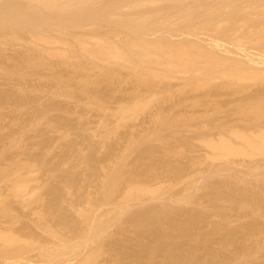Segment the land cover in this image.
Segmentation results:
<instances>
[{
    "label": "rangeland",
    "instance_id": "1",
    "mask_svg": "<svg viewBox=\"0 0 264 264\" xmlns=\"http://www.w3.org/2000/svg\"><path fill=\"white\" fill-rule=\"evenodd\" d=\"M13 1H14V4H13ZM16 1L18 2V0H12V1L11 0H4L2 7L7 8L6 14H9L7 16H11L10 14H14V12H15V14H16V12H17V14H23V13L24 14H26V13L32 14V12L34 13V10H36V9H38L40 11V8H37V7L36 8L32 7V8H34L32 11L31 6H29V5H28L29 10H28L27 7L24 6L26 3L25 0H21V1L25 2L24 4H23V2L16 4ZM162 1L164 4L158 3V4H156L157 6L154 4H153L154 6L149 5L148 9L145 7L147 10L144 7H143L142 11H141V9H139L141 11L140 14L142 13L141 16H138L139 15L138 14L139 10H138L137 15L135 16V19H136L135 21H141L140 24L138 23L139 25H141L140 26L141 28L143 27L145 29V26L146 27L149 26V29L147 28V30L149 32L158 33L157 32L158 28L156 30V28H152V27H155V26L157 27L160 24L159 30L163 29L161 26V23L164 21L163 19L167 16H165L163 18L162 15L163 16H164V14L167 15V12L170 10L171 11L176 10V8H178V6H176L175 3H174L175 5H174L172 0H168L167 1L168 3L166 2V0L165 1L161 0V2ZM169 1H171L172 3ZM183 1L184 2H182L181 4L186 5L185 7H189V5H191L190 0H183ZM191 1H193V0H191ZM194 1H197V0H194ZM200 1H201L200 9H201L202 5H203V7H207V6H205L206 1L198 0L197 2H200ZM231 1H234V0H230V1H228V3H233ZM243 1L238 0L237 3L243 2ZM247 1H251V0H247ZM254 1H256V0H252V3H254ZM125 2H126V0H125ZM202 2H204V4ZM92 3H93V5H91ZM92 3H90V2L85 3L84 6H82V9L90 7V9H88V8L84 9L85 11L82 10V11H84V12H82L83 17L80 16V13H79L81 8L80 9L74 8V10L72 8L73 11H76L78 9L79 15H77V11H76L77 16L75 14L72 15L73 14L72 10L68 11V13L66 12L67 15L72 16L69 19L72 18L71 21L74 20L73 21L74 23L71 22L70 20H68V18H67V22L64 19H62V17L64 18L63 15L65 13V12L62 13L64 8L61 9L62 11L61 10H58V12L56 11L57 14L55 13V11H52L49 9H45V10L43 9L42 16H43V14H49V13L50 14L52 13L51 17H53L55 15L56 17H53L52 19H55L56 21H52V20H50V21H51V23L54 22V23H52V25L55 24V28H57V29H59L61 27H62L61 29H64V27L67 28L70 26L69 28H71V29H66V30L67 31L70 30V32L73 31L74 33L75 32L76 33L77 32L78 33L84 32L82 34H87V33H89V34L96 33L97 34L99 32L100 34L103 33L104 35L113 33V34H111V36L107 35V37H109V36L112 37V40H124V38H126L128 36H130V38H131L130 33L131 32L133 33V31L128 29L129 26L126 23L125 18L123 19L125 21H123L121 19V20H117L116 22L123 21V24L126 23V26L121 24L122 22L119 24H121L123 26H120L118 23L115 24V22L113 23L112 19H114V17H112V15H114L115 13L113 14V12H114L113 11L112 15H111L110 12L112 9L106 10L105 7L102 6L106 2H104L101 5L102 7H100L103 12L105 11L102 15H104V17L106 18L105 19L106 21L103 20L104 19L103 17H101L99 19V21L96 22V18H97V20L99 18L97 16H100V14L97 15V10H98L100 5L97 4V5H99L97 7V9H94V7H93V11H94V13L96 11V13H95L96 15L94 14V15L90 16L92 14L91 13V11H92L91 6H94L95 2H92ZM99 3H100V0H99ZM161 4H163V6ZM170 4H172V5L170 6ZM86 5H87V7H86ZM97 5L95 4V8ZM207 5H208V3H207ZM8 6H10L11 9H9L10 7H8ZM195 6H196V4H195ZM152 7H153V9H152ZM172 7H173V9H172ZM203 7H202V9H203ZM118 8L119 7L115 8V9L117 10ZM165 8H168L167 9L168 11ZM169 8H171V9H169ZM194 8H196V7H194ZM119 9H121V7ZM119 9H118V11H116V10L115 11L118 13ZM154 9H156V11H155L156 13L153 11ZM17 10L18 11L20 10V11L18 12ZM144 10L148 12V15H150V18H149L150 20L146 21V22H148V23L153 22L152 25H154V26L151 27L150 24H147L146 22H145L146 24H143L144 21L140 20L141 17H143L145 14ZM41 11H42V8H41ZM41 11H40V13H41ZM44 11H46V13H44ZM47 11H49V13H47ZM59 11H61L60 15L62 17L57 16V15H59ZM87 11L88 12L90 11V12L87 13ZM127 11H125V13H124L125 15L123 14L124 17L129 14V12H127ZM130 11H131V13H134V14H136V12H137L136 10H135L136 12H133L134 10L133 11L130 10ZM149 11H151V14L149 13ZM160 11H162L164 13H162ZM171 11L168 13H171ZM69 12H71L72 14H69ZM157 12L160 14H158ZM40 13H39V15H40ZM84 13H85V15H84ZM117 13L115 15H118ZM126 13H127V15H126ZM154 13H155V15H153ZM161 13H162V15H161ZM86 14H88V15H86ZM105 14H107V15L105 16ZM109 14L111 16H109ZM192 14L194 16L193 17V19H194L196 17V14L193 11H192ZM119 15H120V18L123 17V15L122 16H121V14H119ZM119 15H118V17H119ZM47 16H45V17L47 18ZM74 16H76V17H74ZM131 16H132V14H131ZM20 17L21 16L18 17L16 15L12 16V17H10L9 22L7 21L8 19L4 18V20H3L4 23L5 22L7 23V24H5L6 27L4 26V28L2 27V29H0L1 34H3V32H4L2 37L0 34V39H5L7 41L6 38L10 36V38L8 39L10 43H8V41H7L8 44H6V45L4 44L5 46L8 45L9 48L4 46V48L6 49L5 50L3 47H1L2 44L0 43V45H1L0 46V56L2 57V53H3V49H4L5 50L4 55L8 54L9 56H11L12 60L14 59V61H12V60L8 61L10 57L5 58V59H4V57H6V55L3 56L2 58L0 57V59H1L0 60V66H2L4 70L5 69L7 70L8 67H12L11 65H15V67H16L15 69H12L13 68L12 67L11 68L12 70L11 69L7 70V71H13V70L15 71L16 74L13 75L14 78L9 77V79H8L4 75L0 74V93L2 94V92H4L5 94L3 93V95L8 96V98H7V96H3L4 98L2 96H0V234H2L4 237H7V238L15 236L19 240V243H16V241H17L16 240L15 241L16 244L11 242V244H13V245H10V243H8L7 241L5 242L3 239H0V264H178L177 262L174 261L173 257L177 258L179 256V254H180L179 258L181 256L182 257L186 256V257H184L185 260L182 257L180 258L183 260L182 261L183 264L185 263L184 261H186L185 264H226V263L227 264H239V263H242V264H264V233L262 234V232H261V230L264 229V215H263L264 214V190L261 189V188H264V187H261L262 184H263L262 186H264L263 180H262L263 183L262 184L260 183L261 177L264 179V177H263L264 169H262V168L258 169L257 168V173L260 172L262 174L261 177L256 175L257 174L256 173V174H253V176L256 175V176H254L256 178L252 177L251 175H248V177H250V178L244 177V178H246V179H244L243 173L245 171H243V170L245 168L243 167L244 168L243 169L242 165H239V163H240L239 160L241 161V159L235 158L236 160L234 159L233 160L234 162L229 163L231 165V167L230 166L229 167L231 168V170L236 169L238 174H240L239 176H241L246 181L243 184V186L239 185L240 188H242V189H240L238 185H237L238 186V189H237V187H235L236 186L235 184H234L235 186L233 185V189L232 188L229 189L228 185H231V184L227 183V179H229L228 176H229V174H231V172H230L231 170H230V168H228L229 164L225 165V163H224V166H226L227 169H226V167L221 166V164H220V166L223 168L222 170L218 167L219 164H217V165L214 164L217 162H213V164L211 163L209 166L206 165V164L211 162L210 160H209L210 162L206 161V159H209V158H206V157H208L207 155L209 154V152L211 153V149L206 146V140L211 139L214 141H218L220 139V138L218 139V137H220V135H222L221 138L223 136H227V135L229 137L232 135L231 134L232 131H235V130L250 132L252 130V128H258V126L260 127V124L264 123V116H263V118H260V120H258L255 117L257 114L256 115L253 114L255 112H253L252 114L250 113L249 115H244L245 112L248 113L249 111H251L253 109V107L251 108L250 106H255V105L258 106L259 104L263 105L264 102L262 103V101H264V85L263 84H257L255 82H254L255 84L245 82L244 83L245 85L243 84L245 87L243 86V88H240L241 86H238V88L234 87L233 89H231L228 87L225 88L226 84L228 83L227 85H229V83H231V82H226V84H225V80H224V84H225L224 87L221 86L222 84L221 85L219 84L220 81H216L215 83H217V82L218 83L215 86L213 85V88L211 87L210 89L209 88L207 89L205 87V89H204V87H203V85H205V84H203L204 81L207 85L206 80H209L208 84H210V83L214 82L213 80L215 78L212 77L213 80L211 79L212 80V82H211L210 77L208 75L209 79H207L208 77H206V80H205V77H202V78H204V80L201 81L202 80L201 76H203V75H199L198 78L201 79L200 80L201 82L199 83V85H197V83L199 82L198 81L199 79L195 78L197 75L193 77L195 79H193L192 77H187V78H190V80L185 79L184 81L188 80L189 85L194 84V86L196 85L197 88H199L198 86H200V88L203 87V89L197 90V88L191 86L194 89H196V91H195L194 89L191 90V87L188 88V86H189L187 84L188 81L187 82L183 81L185 84H187L188 89L184 85H182L181 88L176 87L175 84L178 85L177 81L179 80V77H178V79H175L173 81V83H175L173 86H175V87L173 88V86H172V89L170 88L171 85L170 86L168 85V84H172V83H170L169 81H167L164 78H162V79L160 78L161 82L160 81L159 82L163 83V84L161 87V84L157 82L158 86H159L158 88L161 87L160 89H162V90L165 87H166V89H169V88L170 89L168 90L169 92L168 91L166 92V89H164V91L166 93H163V91H162V93H159V91L161 92V90H159L158 93H156L157 90H153V91H155L156 96L159 97L161 94L162 99L159 100V99H157L158 97H156L154 93H150V92H152V90L150 92H147L148 91L147 86L143 85V82H142V84H141L142 89L145 88L147 90L146 91L147 93L146 92L144 93V91H143V93L145 94V96L148 94L149 99L153 100V101H151V103L155 104L154 107L152 106V104L151 105L149 104V108L147 110L150 113L146 110V113L144 114V112H145V110H144V112H142V114H144L143 116H141L142 114L140 113L141 115L140 114L139 115L141 117L138 115V116L132 117V119L130 118L129 120L131 121V123H130L129 128H128V126L127 127H125V126L130 121L129 122L127 121L128 123L127 124L125 123L126 125H124V124H122L123 122H120L114 118L117 121L116 122L113 118H111V117H117L115 115L116 112H114V110H112V113L114 112V114H113V116L108 118L109 122H110V119L111 120L113 119L112 121L113 122L115 121L113 123V126L115 123L121 124V125H117L119 127V129H118V127H115L118 130V131L116 130V133H118L117 138L116 137L114 138L116 141H114V139H108V142H106L105 140L101 139L102 144L104 143L103 141H105V143L103 145L101 144V141H99L100 146L102 147L101 148L99 146V142L97 141V140H100V137H97V140L95 138H92L93 140H91L88 137V134H90L91 130H93V129L95 130V128L97 127L96 124L99 123L100 121H104L106 119V124H107V118L103 117V120H102V113H99V112H103V114H105L104 113L105 109L104 110H101V109L100 110L99 109L93 110L91 108H89V109L87 108V110H85L84 107H80L77 109L75 107L74 100L70 101V100H67L65 97L60 98L59 95L53 97V96H51V94H49L48 91L46 92V87H44V86H47L48 84H49L48 86L52 85L51 81L54 80L55 76L59 77L58 73H60V76L66 78L65 80H67L68 82L65 81L63 78H61V81L63 83L65 81L66 82L65 85L71 86L70 89H73L74 90L73 92L76 93V91H78L77 89L79 88L77 86V84H79L78 82H80V80L76 81L75 77H77V76H75V77L73 76V75H76V72H78L75 70L76 65H77V64H75V62H74V64H75L74 66L70 65V69H71L70 71H73V73L72 72L71 73L73 74L72 76L75 79L74 83L76 84V86L78 88H75V84L72 83L73 79L71 80V78H73V77L70 74H69V78H67L68 75L66 73V70H69V67L68 68H66V67L62 68V67H64L63 65H62V67L61 66L58 67L55 65V64H57V62H55V61L52 63L54 65V67L56 66L58 68L59 72L56 75L54 74L55 75L54 77L52 76L53 74L50 76L51 78L46 77L47 78L46 82L48 83V84L46 83L47 85L45 84L44 81L43 82L40 81L41 79L45 80L43 78L45 76L44 75L45 73L47 74L46 76L51 74V73L50 74L48 73L51 71L48 70L47 68L46 69L48 70V72H46L47 70L45 69V67H44V69L46 71L43 70V72L44 71L45 72L44 73L41 72V70H42L41 67H43L44 63L40 66L39 65L36 66L37 69H35V70H37V72L34 70V68L28 70V68H30L31 66L27 65V68H26V70L31 75L30 78H33L34 81H35V79L36 80L40 79L39 80L40 82L39 81L32 82L33 81L32 79H31V82H29L30 81L29 80L30 78L28 77L29 74L27 76H25L26 74L25 75H19V73H18L19 67L18 66H20V63L23 64V65L21 64L22 66L26 67L24 64H26L27 61H29V59H33L35 57V55H37V53H38V52H36V54H34V51L32 50L33 54H30L29 56L27 54V52L32 53V52H30L31 50H28V49H32V48H29V47H31L30 46L31 44L29 43L30 42L29 37H32V36L28 33L29 28H27V27H31L28 24L33 25L34 21H32V23H29L31 20H33V18L31 20L25 18V21H24V19L20 18ZM58 17L60 19H57ZM80 17H82V19ZM92 17H93V20H92ZM154 17H155V19L156 18L158 19V22H159L158 25H156L157 22H156V24L154 23L155 21H157V19L155 21L152 20ZM7 18H9V17H7ZM12 18L14 21L12 20ZM75 18H77V19H75ZM78 18H79V20H78ZM90 18H91V20H90ZM160 18H163V19H161L162 22H160V20H159ZM18 19H19V21H18ZM86 19L90 23H88ZM133 19H134V17H133ZM45 20L43 22H45ZM58 20L60 23H62V25L60 23H58ZM85 20H86V22H84ZM3 21H0V23L3 24ZM50 21H49V24L48 23L47 24L49 26H51V28L49 26H47L46 23L43 24L40 21V23H41L39 25L41 27L40 29H42V28H43L42 30L45 29L44 33H46V28L48 27L49 31L48 30L47 31L49 33H52V34H49L48 32L47 33L51 37L53 34H55L54 36H59V34L62 36V34L59 33L60 29L58 30L59 32L57 31V29H53L54 26L52 28ZM75 21L76 22L78 21L77 22L78 24H76ZM91 21H93V22H91ZM11 22H13V23H11ZM26 22H27L28 26L26 25ZM38 22L39 21L37 20V23ZM55 22H57V23H55ZM68 22H69V24H68ZM179 22H181V21H179ZM65 23H67L68 26L66 24L63 27V25ZM93 23H94V25H93ZM98 23H99V25H98ZM34 24H35V22H34ZM56 24L59 26H57ZM70 24H72V25H70ZM74 24L76 26L77 25H79V26L75 27ZM80 24H82V25H80ZM102 24H103V26H102ZM85 25H86V27H85ZM91 25H93V26H91ZM106 25H108L107 26L108 28L106 27ZM10 26L13 28H11ZM17 26H18V28L16 29L15 27H17ZM33 26L36 27V25H33ZM33 26L31 28L34 29ZM72 26H74V27H72ZM94 26H96L97 29L94 28ZM124 26L127 27L126 28L127 30L125 29ZM24 27H26V28H24ZM100 27H104V29L100 28ZM110 27L113 29H111ZM31 28H30V30H31ZM37 28H39V27L37 26ZM168 28L174 30L175 32H179L182 29L181 27H179V31H178L176 28L173 29L174 27L173 28L164 27V29H166V31L169 32L168 34H170V35H173L172 33L174 31H172V30L169 31ZM40 29H38V30H40ZM108 29H111V31ZM114 29H116V30H114ZM151 29H154L155 31H152ZM9 30H11V31H9ZM27 30H28V32H27ZM38 30L36 29V31H38ZM42 30H40L37 34L44 35L43 32L41 33ZM97 30H99V31H97ZM17 31H18V33H17ZM33 31H35V30H33ZM64 31H65V29H64ZM129 31H131V32L127 33ZM181 31H183V30H181ZM30 32H32V30ZM118 32H120V33L118 34ZM170 32H172V33H170ZM5 33H7L8 35ZM116 33L118 35H116ZM48 34H47V36H48ZM82 34H80V35H82ZM121 34L124 38L121 36ZM117 37H119V38L121 37L123 39H121V38L119 39ZM113 38H115V39H113ZM13 39H19V40H15L18 43L16 44ZM21 39H23L22 42H20ZM25 41L27 42L26 44L29 43L28 46L25 45ZM19 42L22 43L20 46H19V44H20ZM11 44H12V46H11ZM26 48H28V49H26ZM26 55H27V57H26ZM33 55H34V57H33ZM16 56L19 57L18 59H20V57H21V59L23 58L22 61L20 62ZM30 56L33 58H31ZM14 57H16V59ZM25 58H27L28 60ZM15 60H17V61H15ZM12 62L14 64H12ZM91 62L92 61H90V64L88 63L87 66H89V65L93 66V67H91V69L93 68V70H94V68H95L94 64ZM4 65L7 68H5ZM110 66L111 65L107 66V69ZM73 67H74V70L72 69ZM112 67H114V66L110 67L111 70H112ZM98 68H95V70H94L95 73L97 70L99 71V73H101L100 69H98ZM119 68L121 70L124 69L123 72L120 73V74H122L121 76H120V74L118 75V73L121 71V70H118ZM119 68L118 69L116 68L118 73H117V71L115 72V67L113 68L114 72H111L110 70L104 71V73L105 72H107V73L111 72L113 74L115 73L114 78L110 76L112 74L106 75L107 73H105V74L101 73L100 77L98 76V78H100L99 79L100 81L103 78L102 79L103 82H101V84L102 83H104V84L108 83L106 86L102 87L103 85H101V84L100 85L98 84V86H96L94 79L95 78L97 79V77H94L92 75L94 77L93 78L91 76L93 78L94 84L92 85V87L91 86L88 87V90H90L89 88L95 89L96 87L97 88L101 87L99 89H95V91L91 90L90 92L93 91L92 95L95 97L99 96L96 98H98V99L102 98L104 101L102 99H101V101H102V103L104 102L103 103L104 105L106 104L105 103L106 101L109 102L111 100V102H109L111 105L109 103H108L109 106H108V104L105 105L108 108L111 107V109H114V107L116 108L117 105H118V107H120L124 103V101L126 102L127 100H128L127 102H129V104L132 103L128 106L134 105V103L138 100L136 98H135L136 99L135 100L134 97L135 96L137 97V95L139 93V88H141L140 84L138 85V82L141 83V81H139V79L142 80L140 78V76H137L138 80H136L137 78H135V75L133 76V73H131V71H132L131 69H129V68L127 69L124 67L123 68L119 67ZM23 69H25V68H23ZM91 69L89 68V70H91ZM26 70H22V71L25 72ZM30 70H31V73H33V74L30 73ZM93 70H91V71L86 70V71L92 72ZM34 71L36 73H34ZM56 71H57V69H56ZM74 71H76L75 74H74ZM98 71H97V73H98ZM126 71H128L129 73ZM39 72H41L42 75H44V76L42 78L39 76L40 78L38 79L37 78L38 74L41 75V73H39ZM67 72L69 73V71H67ZM80 72L81 71L78 72L79 75L82 74ZM93 73L94 72H92V74ZM95 73H94V75H95ZM34 74L37 75L35 77V79H34ZM89 74L91 75V73H89ZM103 74H104V76L106 75V76L111 77L112 79H116V80H112L111 78H110L111 80H109V78H107L106 76L103 77ZM125 74H126V76H125ZM130 74H132V77ZM79 75H78L77 79L80 77ZM87 75H88V73H87ZM97 75H99V74H97ZM123 76L125 77V79ZM128 76H129V78H128ZM26 77L28 78V81H27ZM82 77H84V74L81 75V78H80L81 80H82ZM24 78L26 80H23ZM52 78H53V80L50 81V79H52ZM144 78H145V75H144ZM118 79L120 81H117ZM83 80H84V78H83ZM99 80L97 79V81L100 83ZM121 80H122V82H121ZM216 80H219V79H216ZM24 81H26V82H24ZM97 81H96V83H97ZM104 81H106V82H104ZM112 81L115 83L117 82L116 85ZM163 81L165 82L166 85L164 84ZM28 82H29L30 86H29ZM127 82L130 85L127 84ZM39 83H42V84L40 85ZM131 83H133V84H131ZM184 83L180 82L179 84L181 85ZM16 84H22L23 86L22 85L21 86L24 88L28 86L27 90H28V88L30 89V87H31V90H34L33 88H35V87H36L35 90L36 89L38 90L37 86L39 85L38 87L39 88L44 87V89L43 88H40V89L45 90V92L48 93L49 95L45 93L46 96H44V95L38 93L40 95L33 94L34 95V97H33L31 94L28 93L29 91L26 90L28 94H26L25 96L28 95L27 96L28 99H30L29 97L32 96V99L26 101L25 100L26 97H21L17 93ZM154 84H155V82H154ZM200 84L202 85V87ZM232 84H231V86L230 85L229 86L233 87ZM31 85L32 86L35 85V86L32 88ZM42 85H44V86H42ZM108 85H110V86H108ZM134 85L135 86L138 85V86L135 87ZM211 85L212 84H210L208 86L210 87ZM236 85H238V84H236ZM107 87H108V89H107ZM116 87H118V88H116ZM120 87H121V89H120ZM130 88H133V90H135V92L137 89L138 90L136 92L137 95H136V93H133V95L132 94H126V95L123 94L128 89H129L128 91L133 92V90H130ZM142 89H140V91H142ZM174 89H175V91H174ZM47 90H48V87H47ZM79 90H80V88H79ZM112 90L115 91L116 95H115L114 91H112ZM124 90H125V92H124ZM181 90H183V91L180 92ZM188 90H191V91H188ZM171 91L173 92L172 95L170 93ZM87 92H89V91H87ZM90 92H89V94H91ZM77 93L79 94L80 92L78 91ZM86 93H85V95H86ZM134 94H135V96H134ZM140 94H142V92ZM144 94H143V96H144ZM29 95H31V96H29ZM35 95L40 96V97H36ZM82 95L83 94H79L78 97H81ZM85 95H83V97ZM107 95L109 97H107ZM123 95H125V96H123ZM131 95L134 97H131ZM165 95H167L166 99H165ZM138 96L140 97L141 95H138ZM20 97H21V99L24 98V101L22 100V102H20V100H21ZM52 97H53V99H52ZM57 97H59V98L57 99ZM78 97H76V98H78ZM105 97H107V99ZM139 97H137V98H139ZM171 97H173V98H171ZM18 98L20 99L19 102H18ZM55 98H56V100H54ZM108 98H110V99H108ZM154 98H155V101L159 100L157 103L158 105L160 104L159 106L156 105ZM167 98H169V100H167ZM129 100L134 101V103L132 101L130 102ZM160 101H162V102H160ZM163 101H165V102H163ZM127 102H126V104H127ZM257 103H259V104H257ZM56 104H58V105H56ZM261 105L259 106L260 108L264 107V105L263 106H261ZM112 106H113V108H112ZM246 106H249L251 109L249 107L247 108ZM60 107L62 108V110ZM242 107H246V109H248V110H244L243 115H242V113H243L242 110L244 108L240 111V108H242ZM37 108H38V110L40 109V111L34 110ZM111 109H110V111H111ZM254 109L257 110V108H255V107H254ZM254 109L252 111H254ZM262 109H264V108H262ZM95 110H97V111H95ZM160 113L161 114L163 113L162 115H164V116L167 115V117H165V121H164V117ZM256 113H257V111H256ZM80 114L84 115L83 121L80 120L82 123L78 121L79 119H81V117H83ZM79 115L81 117H79ZM155 116L157 119L156 121L154 118ZM65 117H68V118L63 119ZM138 117H140L141 119ZM260 117H262V116H260ZM136 118L138 119V121ZM159 118H163V120L159 119ZM159 120H161V121H159ZM112 121L110 123H108L107 125H109V124L112 125ZM155 123L156 124L158 123V124L155 125ZM161 124H162V126H161ZM158 125H159V127H158ZM106 126H103L104 128H102V129H107ZM156 126H157V128H155ZM111 127H110V125L108 126V128H111ZM131 127H133L135 130H133V128H131ZM98 129H100L99 126H98L97 130ZM129 129H131V130H129ZM136 129H139V130L144 129V131H146V132L149 130L150 132L149 131L148 132L151 133L152 135L156 134V133L159 134L161 132V134L159 136L162 137V140L167 139V141H166L167 144L165 143L166 144L165 145L164 142H163V145H160V143L159 144L157 143V142L161 141V139H160L161 137L157 136L158 134L156 135L157 137L155 136L156 138L153 139L151 134L145 135L146 132L144 133V131L140 134L139 132H141V131L138 132V131H136ZM229 129H232V130H229ZM132 130L134 132L136 131L138 133V135H137V133H134ZM153 130H156V131H154L156 133H154ZM82 131H84V133L87 132V135H84V133ZM128 131L131 133H134L135 135H137V137L141 135L140 139L136 138L135 140L133 139L134 141L131 140L134 143L133 142L127 143V144H129V143L133 144L131 146L125 145L126 142L128 141L127 138L132 137V136L127 137V135L129 134ZM157 131H160V132H157ZM62 132L69 134L68 140H66L67 138L65 139L67 134L65 135L64 139L62 138L63 134H65ZM60 133H62V135ZM94 133H96V131L93 132V134ZM131 133L129 135H131ZM80 134L82 135V137H83V135L88 137V139L86 137L82 138ZM114 136H116V135H114ZM231 137H229V138H231ZM94 139L96 140V142H94V143L98 144L97 146H96V144L93 143V141H95ZM119 139H120V142L117 141ZM82 140H85V141H82ZM112 140L114 141L113 143H112ZM140 140L143 141V143ZM70 141H72V142H70ZM89 141L92 143H90ZM135 141H137V143ZM138 141L140 143H138ZM144 141H148V143H151V144L149 145L147 142L145 144ZM233 141L235 144H238V145L241 144L240 141H238L234 138H233ZM86 142L90 143V144H87ZM72 143H75L74 146H72L73 145ZM141 143L145 144V145H142ZM137 144H138V146H137ZM139 144L142 147H140ZM67 145H68V148L71 147V149L73 151L70 149H69L70 152L65 151V150H68ZM69 145H71V146H69ZM89 146H91V148H92V146H96L97 149L99 148L100 150L98 149V151H97L96 147H95V149H94V147H93V149H91V148L89 149ZM127 146L129 148H127ZM149 146L153 149V152ZM72 147L75 148V151H74V148H72ZM134 148H136V149H134ZM146 148H148V149H146ZM164 148H165V150L171 149L170 151L172 153H174V155H171V153L169 152V154L171 156H175L176 150L180 151L179 154L181 153V155L179 156V154L177 153L178 151H176V155L178 157L176 156L175 159L173 157L174 160L173 161L171 160L172 162L169 160V162H171V165H170V163L167 164V162L165 163V161H167V160H163L164 157L162 158V153L164 152ZM128 149H130V150H128ZM76 150H78V152H76ZM82 150H83V152L84 151L86 152L83 155H82V153H83ZM93 150H95L96 153ZM132 150L134 152H132ZM92 151L95 154L92 153ZM108 151H112V152H108ZM149 151H151V155H149L150 154ZM121 152L123 155L122 154H120V155H122V156L127 155V156H124V157L121 156L122 159H119L118 160L119 163H118V161L116 160V156L118 155L117 157L120 158L119 153H121ZM125 152H126V154H125ZM163 154H166V152H164ZM169 154H167L168 156L165 155L167 159H169L171 157V156L169 157ZM91 155H93L94 157ZM158 155L160 158L158 157ZM78 156H79V159L77 158ZM66 157H68V158H66ZM82 157H84V158H82ZM113 157H115V159H113ZM90 158H91V160H90ZM144 158L146 161L144 160ZM149 158H151L152 161ZM166 158H164V159H166ZM257 158H258V160H257L258 163L262 164V167H264V157H257ZM156 159L158 160V162ZM201 159L204 161L203 164H205V166L204 165L201 166L200 164H202V163H198V162H200ZM65 160H67L69 162H67ZM109 160H112L111 161L112 163L116 162L118 165L121 163L122 166H124V167H122L121 164L119 165V167L121 166L123 169H121V167L119 168L118 166H116L117 169L114 168L116 163H114V165L112 163L110 164ZM64 161H65V163H63ZM88 161H90V162H88ZM78 162H80V163H78ZM84 162H88V163H86V165L90 163L88 166H91V167L89 168L88 166H86ZM125 162H127V163H125ZM137 162H138V164H137ZM143 162H144V164H143ZM153 162H155V163H153ZM76 163H78L80 165H78ZM81 163H83L84 165H82ZM124 163H125V165H123ZM195 163H197L198 165H196ZM63 164H66L67 166L63 165ZM129 164H132L133 168H132V165H129ZM161 164H162V166H161ZM249 164L252 166L253 162H251V163L249 162ZM75 165H77V167ZM97 165H98V167H97ZM107 165H108V167H107ZM141 165L144 167H142ZM234 165L237 167H235ZM72 166H74L75 171H74V169H72L73 168ZM103 166H104V168H103ZM112 166L115 169L114 171H116L117 174L119 173L118 176L116 175L115 172H114V174H112V175H114V180H115V178L117 179V177L121 178L120 175H122V178L124 177L123 179H125V178L128 180L130 179V182H133L132 180H136L137 177H139V176H140L139 178L143 181L147 180V176L150 175L148 178L153 176L154 179H152L153 178L152 177L151 180L150 179L147 180V183L149 182V183L156 185L157 183L155 184V182H157V181H155V179L159 180L160 183H158L156 186H158L161 189L160 190L161 194L163 193V196H166L169 193L173 192V193H171V195L169 194V196L171 197L173 195V197L171 199H175L176 201L178 200V202H180V203L185 202L184 197H183L185 192H183L184 190H181V188L178 189V187L185 185L186 184L185 182H187L188 179L189 180L194 179L195 177H196L194 179L195 184L198 183L199 185L197 184L191 189V190H193L196 187V192L194 191L195 190L194 189L192 191L194 193L191 192L192 194H190L191 199H192L191 203H190V201L189 202L186 201L183 204H179V203L175 202V200L174 201L171 199L169 200V196L168 197L166 196L167 199L165 200V202L168 201L167 202L168 204L166 203L167 206H166V204L162 205L161 203H155L156 204L155 205L153 203L147 204L146 202H145V204L143 203V207H141V206H137V207L136 206H130V207L129 206H119V204H117L119 200L117 201V199H119L118 197H120L121 194H118V193L120 192V190L124 191V189H125L124 186L128 182L127 183L123 182L124 180L121 178L123 181L120 182V185L122 184L123 186L120 187L118 185V187H115L116 189L119 188L118 189L119 192H118V190L115 189L111 193V188L104 187L105 183L107 184V182H106L107 179H109L111 176V171H110V175H108L109 171L107 169H109ZM130 166H131V168H130ZM174 166L177 168H175ZM207 166H208V168H207ZM69 167H70V169H69ZM158 167H159V169H158ZM162 167H164L167 170H165ZM179 167H181V168H179ZM137 168L139 171L135 170ZM154 168H156L160 171L158 172V170H155ZM174 168L176 170L175 171L176 173H174ZM209 168H211V169L209 170ZM216 168L220 169L222 172L213 174V172L216 171ZM110 169H112V168H110ZM133 169H134V171H133ZM163 169L165 171H163ZM64 170L66 172H64ZM81 170H83L82 171L83 174H82ZM105 170H107L108 172ZM144 170H146V172H147L146 174H145ZM168 170L170 171V173ZM177 170H179L178 171L179 173L181 172L184 175H182L180 173L181 176H179ZM185 170H187V171H185ZM227 170H230V171H227ZM234 170H232V172H234ZM103 171H105V172H103ZM131 171H132V174L134 173V175L129 176V174H131ZM199 171H204V172L199 173ZM206 171H208V172H206ZM77 172H78V174H77ZM84 172H85V174H84ZM124 172H126V173H124ZM71 173H72V175H71ZM105 173H107V174H105ZM127 173H128L129 177L126 176ZM135 173L137 176H135ZM173 173L175 175L177 174L179 176V180L177 179L178 180L177 182L174 181L175 182L174 184H173V178H172L173 176H171ZM205 173H206V176L208 174L210 175V173H211V177L208 175L207 176L208 178L205 180V178H204ZM75 174H76V176H75ZM99 174H101V175H99ZM138 174H139V176H138ZM163 174H165V175H163ZM190 174H192V175H190ZM194 174H195V176H194ZM218 174H220L221 176H219ZM225 174L226 175L228 174V175L226 176ZM23 175H25V176H23ZM80 175H82L83 177ZM166 175H167V178H166ZM175 175H174V178L176 180V177H178V176L177 175L175 176ZM74 176H75V178L73 179ZM100 176H102V177H100ZM131 176H132V178H131ZM168 176L169 177L171 176L172 183H171V180L169 182L168 179H171V178H169ZM98 177H100V178H98ZM181 177L184 179L182 180ZM258 177H260V178H258ZM87 178H90V179L88 180ZM139 178H138V180H139ZM164 178L166 180H164ZM67 179H68V181H67ZM82 179H84V181ZM249 179H253L254 181L249 180ZM62 180H64V181H62ZM110 180H111V178H110ZM152 180H154L155 182ZM167 180H168L170 185H168V182L166 183ZM180 180H182V181H180ZM247 180H249V182H247ZM258 180H260L259 183H258ZM96 181H98L99 183ZM199 181H200V183H199ZM19 182H21V183H19ZM22 182L28 183V184L27 183L24 184V189H27V191L25 190L26 193L24 195V199L22 197V192L20 194V192L17 191L18 195H21L20 197H18V195L16 194L17 189L15 190V188L17 187L18 184H23ZM67 182H69V183L66 184ZM101 182H104V183H102V185H101ZM130 182H129V184H130ZM82 183L85 184V189H83L84 185H82ZM177 183H178V185H177ZM183 183H185V184H183ZM26 184L28 185V188H27V186L25 187ZM59 184H62V185H59ZM246 184L249 187H247ZM64 185H66V186L64 187ZM79 185L80 186L82 185V186L80 187ZM165 185L166 186L168 185L167 189H166ZM171 185H173V186H171ZM161 186H164V188H162ZM169 187H171V189H169ZM106 188H107V190H106ZM199 188L202 190V192ZM76 189H78V190H76ZM182 189H183V186H182ZM243 189H245V191ZM64 190H66V192H64ZM109 190H110V192H109ZM214 190H215L216 195L218 193L217 196L214 195L215 194ZM67 191L69 193H67ZM78 191H80V192L78 193ZM85 191H86V193H85ZM199 191H200V193H198ZM242 191L245 195L242 193ZM72 192H74V194ZM166 192H168V193L166 194ZM182 192H183V194H182ZM75 193L76 194L78 193L77 194L78 196H76L77 197L76 199H75V195H76ZM210 193H212V195ZM90 194H92V195H90ZM108 194H110V196ZM176 194H179V195H176ZM85 195L87 197H89L88 198L89 200L87 199V197H85ZM113 195H114V197H113ZM99 196L101 198L102 197L103 198L100 199ZM175 196L177 198H174ZM178 196H180V197L178 198ZM230 196H232L233 198L232 197L230 198ZM238 196H240V197H238ZM246 196H248V197H246ZM203 197H204V199H202ZM209 197H211V198H209ZM20 198H22V199H20ZM80 198H81V200H80ZM94 198H96V199H94ZM97 198L99 199L98 201H97ZM212 198H214V200L218 199L217 200L218 202H216V201L214 202V200ZM229 198H230V200H229ZM241 198H242V201H241ZM113 199H115V200L113 201ZM200 199L203 201L201 202ZM108 200H111V201L109 202ZM221 200H222V202H221ZM169 201H172V202H169ZM99 202L101 205L99 204ZM194 202L197 205H198V203L201 205H202V203H203V205L205 203H207V205L209 204L208 205L209 207L205 204V206H207V207L205 208V206H204V208H205L204 209L203 206L199 207L201 205H199V206L194 205ZM210 202L211 203L214 202V203H212L213 207L210 206L211 205ZM106 203L109 204V206H110L109 211H107L108 205ZM218 203L221 205H217ZM240 203H243V205ZM60 204H61V206H60ZM102 204L104 207L102 206ZM149 204H150V206H149ZM238 204H240L239 205L240 207L238 206ZM246 204L248 206H246ZM152 205H154V206H152ZM161 205H162V207H164V209L161 207ZM192 205L197 207V209L194 208ZM224 205H225V207H224ZM148 206H149V208H148ZM237 206L239 207V209ZM216 207L218 208L217 212L219 213V215L215 211ZM226 207H228V208H226ZM242 207L244 208V210L240 209ZM111 208H112V210H111ZM150 208H152L153 211ZM186 208H187V210H186ZM201 208H203V209H201ZM219 208H220V210H219ZM224 208H225V210H224ZM134 209H136L137 211ZM192 209L194 210V212ZM206 209L209 211H207ZM227 209H229V210H227ZM138 210L140 212H138ZM147 210H148V212L150 211L152 213H155L157 211L155 215H159L162 212V215L160 214L159 217L158 216L156 217L154 215L151 218L147 215ZM181 210L183 212H181ZM236 210L238 211V213ZM163 211H164V214H163ZM93 212L95 214H93ZM165 212H167L168 214L165 215ZM169 212L173 217L169 214ZM195 212H197V213H195ZM205 212H207V213H205ZM253 212L259 213L258 215L262 214L263 217L258 218L257 214H256V216H254L255 214H253ZM144 213H145V215H144ZM215 213H216V215H214ZM129 214H130V216H129ZM177 214H178V216H177ZM202 214L203 215L206 214L207 217L210 215L211 217L209 216L207 218V217H205L206 215L203 216ZM227 214H229V215H227ZM175 215H176V217H175ZM190 215L192 217L191 219H190ZM231 216H233V217H231ZM147 217H148V219H147ZM220 217L221 218L225 217L226 219L223 220V218L221 219ZM86 218H88V219H86ZM137 218L142 219V221L138 220ZM149 218H151V219H149ZM227 218H229V219H227ZM134 219H137L138 221L137 220L135 221ZM110 220H113V221H110ZM146 220H148V221H146ZM258 223H260V224L257 225ZM220 227L226 228L225 231H223V230L218 231V229ZM258 228H259V231H256V230H258ZM173 229H174V231H173ZM175 229H176V231H175ZM187 229L189 230V232H187L188 231ZM245 230L247 232L250 231L251 234L248 236V234H247V232H245ZM49 231L51 233H49ZM212 231H214V232H212ZM221 231H223V232H221ZM262 231H264V230H262ZM253 235H257V237H253ZM257 248L259 249V251ZM168 249H171V250L168 251ZM195 249L196 250L198 249V250L195 251ZM193 250L195 251V253L193 252ZM240 250H242L244 252H240ZM167 251L169 253H165ZM183 251H185L187 253L189 251L188 255L187 254L185 255V252L183 253ZM190 251L194 254L192 255V253Z\"/></svg>",
    "mask_w": 264,
    "mask_h": 264
},
{
    "label": "bare ground",
    "instance_id": "2",
    "mask_svg": "<svg viewBox=\"0 0 264 264\" xmlns=\"http://www.w3.org/2000/svg\"><path fill=\"white\" fill-rule=\"evenodd\" d=\"M12 1V0H11ZM165 1V0H164ZM168 0H166V2H167ZM198 1V0H197ZM197 1H191L190 0V4L191 5H189V7H185L186 5H182L181 3L182 2H184L183 0H172V2H173V4L175 3L176 4V6H178V8H176V10H173V11H171V13H168V12H170V11H168L167 9L168 8H165L168 12H167V15L166 14H164V16L162 15V13H164V12H162V11H160V12H162L161 13V15H162V17L164 18L165 16H167V17H165L164 19L163 18H160L159 20H160V22H162L161 21V19H163L164 21L161 23V26H162V28L163 29H161V30H159V22H158V19H157V21H155L156 19H155V17L152 19V20H154L155 22V24H156V22H157V24L156 25H158L157 27L155 26V27H152V26H154V25H152V23H148V22H146V21H149L150 19V15H148V12L147 11H145V14H144V16L143 17H141V19L140 20H142V21H144V23L143 24H150V26L152 27V28H156V30H157V28H158V30H157V32L158 33H156V32H149L148 30H147V28L149 29V26H145V29L142 27H140L141 25H139L140 24V22L141 21H135L136 19H135V16L137 15V13H138V10L139 9H141V11H142V9H143V7L145 8H147L148 9V6L149 5H156V4H158V3H163V1L161 2V0H126V2H125V0H100V3H99V0H25V2L27 3H25L24 1H19L18 0V2L16 1V4L18 3H22L23 2V4L25 3V5L24 6H26L27 7V9L29 10V8H28V5L29 6H31V8L32 7H37V8H40V11H41V8H42V11H41V13H40V11L38 10V9H36V10H34V13L32 12V14L31 13H26V14H17V12H16V14H15V12H14V14H10L11 16H7V15H9V14H6L7 13V8L6 7H2V5H3V3H4V0H0V21H3L4 20V18H6V19H8L7 21L9 22L10 20V17H12V16H21L20 18H23L24 19V21H25V18H27V19H29V20H31L32 18H33V20H31L29 23H32V21H34L35 22V24H34V22H33V25H36V27L35 26H33L32 24L30 25V24H28L29 26H33L34 27V29L33 28H31V27H27V28H29V32H28V30H27V32L32 36V37H29L30 38V46L31 47H29V48H32V49H28V48H26V49H28V50H31L30 52H32V50L34 51V54H36V52H38L37 53V55H35V57H34V55H33V57H31V58H33V59H29V61H27V63L26 64H24L26 67H24V66H22L23 64L22 63H20V66H18L19 68H18V73H19V75H25V76H27L28 74H29V72L26 70V68H27V65L28 66H31L30 68H28V70L29 69H33L34 68V70L35 69H37L36 68V66L37 65H42L43 63V67H41L42 68V70H41V72L42 73H44L47 69L48 70H50L51 72H48V70L46 71V72H48L50 75H48V76H46L47 74L45 73L44 75H42V73L41 72H39V73H41V75H39L38 73V76L37 75H35L34 74V79H35V77L37 76V78L39 79L40 77L42 78L43 76V78L45 79V80H43V79H39L40 81H44L45 82V84L47 83L46 81H47V78H51L50 76L52 75L53 77L59 72L58 71V68L56 67V66H61L62 67V65L64 66V67H62V68H68L69 67V70H66V73H67V75H68V77L67 78H69V74L72 76L73 74V71H70L71 69H70V65H72V66H74L75 64H77L76 65V71H81L80 73H82V74H84V77H82V80L80 79L81 78V75L82 74H78V72H76V71H74V74H75V72H76V75H73L74 77L75 76H77L78 77V75L80 76L78 79H77V77H75L76 78V81L77 80H80V82H78L79 84H77V86L80 88V90H79V88L76 86V84L74 83L75 82V79H74V77L73 78H71V80H72V83H74L75 84V88H78L77 90L80 92L79 94H83V95H85V93L87 92V91H91V90H93V91H95V89H99V88H101V87H96L95 89L94 88H89L90 90H88V87L89 86H91L92 87V85L94 84V82H95V85L96 86H98V84L100 85L101 84V82H103V78L101 79V81L99 80L100 78H98V76L100 77V74L101 73H104V71H108V70H110L111 72H114V67H115V72L117 71L116 70V68L118 69L119 67H124V68H129V69H131L132 71H131V73H133V76L135 75V78H137L136 80H138V77L137 76H140V78L142 79V80H140L139 79V81H141V83L140 82H138V85L140 84V87H141V84H142V82H143V85H145V86H147V90L145 89V88H143L142 89V87L141 88H139V93H138V95H141L140 97L137 95V89H136V92H135V90H133V88H130V90H133V92L132 91H126L125 92V90H124V92L125 93H123V94H132L133 95V93H136V95H137V97H139V98H137L136 96H135V94H134V96H132L131 95V97H134V99L136 98V99H138L135 103H134V101L136 100H134V101H132V100H129L130 102L132 101L133 103H134V105H132V106H128V105H130V104H132V103H130L129 104V102H127V104H126V102L124 101V103L120 106V107H118V105H117V107L115 108L114 107V109H111V107H107V106H105L106 104H108L109 102H111V100L109 101V102H105L106 104L104 105L103 103H102V101H101V99H98V98H96V97H99V96H93L92 95V92H90L91 94H89V92H87L86 93V95L83 97V95L81 96V97H78L79 96V94L77 93L78 91H76V93L75 92H73L74 90L73 89H70L71 88V86H68V85H65V81H67V80H65L66 78H64V77H61L60 76V73H58V75H59V77L58 76H55L54 77V80H53V78L52 79H50V81L51 80H53V81H51L52 82V85H50V86H48L47 84V86H44V85H42V86H44V87H46V92L48 91L49 92V94H51V96H58L59 95V97L60 98H62V97H65L67 100H70V101H73L74 100V104H75V107L78 109V108H80V107H84V109L85 110H87V108L89 109V108H91V109H101V110H104V113L105 114H103V112H99V113H102V120H103V117H105V118H107V124L108 123H110L114 118L116 119V120H118V121H120V122H123L122 124H124V125H126L130 120V118L132 119V117H134V116H138L140 113L142 114V112H144V110H145V112H144V114L146 113V110L149 108V104L151 105L152 103H151V101H153V100H150L149 99V95L147 94L146 96H145V92L147 91V92H150L151 90H152V92H150V93H154L155 94V91H153V90H157L156 91V93H158V91L159 90H161V92L159 91V93H162V91H163V93H166L170 88L172 89V86L175 84V83H173V81L175 80V79H178V77H179V80L177 81L178 82V85H176L175 84V86L176 87H180L181 88V86L182 85H184L186 88H187V84L189 85V81L188 80H190V78H187V77H194V76H196L195 78L197 79L198 78V76L199 75H203V76H201V79L200 78H198L199 80V82L197 83V85H199V83L201 82V81H203L204 80V78H202V77H205V80H206V77H208V75H209V77H210V81L212 82V77L213 78H215L213 81V83H210V84H212L210 87L208 86V85H210V84H208V81L209 80H206V82H207V85H206V83H205V81H204V83L203 84H205V85H203V87H204V89H205V87L208 89H210L211 87L213 88V85L215 86V85H217V83H215L216 81H220V85L222 86V87H224L225 86V84H226V82H231V83H229V85L231 86V84H232V86L233 87H230L229 85H227L226 84V87L225 88H231V89H233L234 87H237L238 88V86H241L240 88H243V86L245 85L244 83L245 82H249V83H257V84H263L264 85V1L263 0H256V1H254V3H252V0L251 1H247V0H242L243 2H239V3H237V1L236 0H234V1H231V2H233V3H228V1H230V0H202V1H206V3H205V6H207V7H203V5H202V7H203V9H202V7H201V9H200V4H201V1L200 2H197ZM236 1V2H235ZM92 3V2H95V4L97 5V4H99V5H97L96 6V8H95V4H94V6H91L92 7V11H91V15L90 16H92V15H94L95 13H96V11H95V13H94V11H93V7H94V9H97V7L99 6V8L100 7H102V6H104L105 7V9L106 10H111V15H112V12H113V14L115 13H117L116 11H118V9L121 7V9H119V12L117 13L118 15L119 14H121V16L125 13V11H127V12H129V14L127 15V13H126V15L127 16H125L124 17V15H123V17L122 18H120V15H119V17H118V15H112V17H114V19H112V21H113V23L115 22V24L116 23H121V24H123V21H125L126 20V23H127V25L129 26L128 27V29H130V30H132L133 31V33L131 32V31H129V32H127V33H130L131 34V38H130V36H128V37H126V38H124L123 36H122V34H121V36L124 38V40H112V37H110L111 36V34H113V33H110V34H107V35H110L109 37H107V35L105 34H100L99 32V34L97 33H94V34H89V33H87V34H82V33H84V32H81V33H74L73 31V33L72 32H70V30H66V29H71V28H69V27H67V28H65L64 26L67 24V23H65L64 25H63V27H64V29H65V31H64V29H61V28H59V29H57V28H55V24L54 25H52V23H54V22H52L51 23V21L50 20H52V21H56L55 19H52L53 17H56L55 15L53 16V17H51L52 16V13L50 14L49 13V11H47V13H49V14H43V16H42V13H43V9L45 10V9H49V10H52V11H55V13L57 14V12H58V10H61V9H63L64 8V10L62 11V13L63 12H65L64 13V18L60 15V12L61 11H59V15H57V16H59V17H62V19H64L66 22H67V18H68V20H72V18L71 19H69L70 17H72L71 15H67L66 14V12L68 13V11H70V10H72V8H73V10H74V8H78V9H80L81 8V10H80V16H82L83 15V13L82 12H84L85 10L84 9H90V7H87V5H86V7L87 8H83L82 9V6H84V4L85 3ZM98 2V3H97ZM104 2H106V3H104ZM124 2V3H123ZM169 2H171V1H169ZM171 2V3H172ZM235 2V3H234ZM104 3V4H103ZM168 3V2H167ZM187 3V2H186ZM185 3V4H186ZM203 4H204V2H202ZM207 3H208V5H207ZM13 4H14V1H13ZM103 4V5H102ZM164 4V3H163ZM163 4H161L162 6H163ZM174 4V5H175ZM195 4H196V6H195ZM233 4V5H232ZM22 5V4H21ZM91 5H93V3L91 4ZM102 5V6H101ZM122 5V6H121ZM153 5V6H154ZM172 4H170V6H171ZM13 6V5H12ZM89 6V5H88ZM157 6V5H156ZM8 7H10V6H8ZM117 7H119L117 10L115 9V8H117ZM165 7V6H164ZM194 7H196V8H194ZM19 8V7H18ZM24 8V7H23ZM98 8V10H97V15L98 14H100V16H97V17H99L98 18V20H97V18H96V22H98L99 21V19L101 18V17H103L104 19L103 20H105L106 18L104 17V15H102L104 12L102 11V9L100 8L99 9ZM145 8V9H146ZM159 8V7H158ZM157 8V9H158ZM162 8V7H161ZM175 8V7H174ZM205 8V9H204ZM9 9H11V7L9 8ZM33 9L34 8H32L31 10L33 11ZM78 9L76 10L77 11V15H79L78 14ZM126 9V10H125ZM146 9V10H147ZM151 9V8H150ZM152 9H153V7H152ZM151 9V10H152ZM169 9H171V8H169ZM172 9H173V7H172ZM21 10V9H20ZM19 10V11H20ZM26 10V9H25ZM72 10V11H73ZM82 10H84V11H82ZM100 10V11H99ZM116 10V11H115ZM125 10V11H124ZM130 10H134L133 12H136V14H134V13H131V11ZM136 10V11H135ZM161 10V9H160ZM178 10V11H177ZM186 10V11H185ZM12 11V10H11ZM18 11V10H17ZM18 11V12H19ZM22 11V10H21ZM57 11V12H56ZM76 11H73V14L71 13V12H69V14H72V15H76ZM124 11V12H123ZM140 10H139V15L138 16H141V14H140V12H141ZM154 12L156 11V9H154L153 10ZM165 11V10H164ZM176 11V12H175ZM192 11L196 14V19L194 20L193 19V14H192ZM24 12V11H23ZM90 12V11H89ZM88 11H87V13H89ZM100 12V13H99ZM109 12V11H108ZM22 13V12H21ZM38 13V14H37ZM39 13H40V15H39ZM44 13H46V11H44ZM132 14V16L134 17V19H133V17L131 16V14ZM149 13L151 14V11H149ZM156 13V12H155ZM155 13L153 14V15H155ZM158 13V12H157ZM134 14V15H133ZM158 14H160V13H158ZM192 14V15H191ZM48 15V16H47ZM66 15V16H65ZM76 15V16H77ZM84 15H85V13H84ZM86 15H88V14H86ZM96 15V14H95ZM102 15V16H101ZM107 14H105V16H106ZM110 14H109V16H111ZM45 16H47V18L45 17ZM76 16H74V17H76ZM7 17H9V18H7ZM29 17V18H28ZM57 18V19H60V18ZM73 17V18H74ZM83 17V16H82ZM82 17H80L81 19H82ZM94 17V16H93ZM93 17H92V20H93ZM152 17V16H151ZM158 17V16H157ZM19 18V19H20ZM49 18V19H48ZM89 18V17H88ZM87 18V19H88ZM110 18V17H109ZM125 18V20H123ZM19 19H18V21H19ZM46 19V20H45ZM75 19H77V18H75ZM86 19V20H87ZM123 20V21H121V22H116L117 20ZM138 19V18H137ZM12 20H13V18H12ZM11 20V21H12ZM36 20V21H35ZM37 20L39 21L38 23H37ZM45 20V22H43ZM50 21V23H51V25H52V28H53V26H54V28L53 29H57V31L59 32V33H61L62 34V36L59 34V36H54L55 34H53L52 35V37L49 35V34H52V33H49L48 31V27L46 28V33L48 34V36H47V34L46 33H44L45 31V29L44 30H42V29H40L41 27L39 26L41 23H43V24H45L46 23V25L47 26H49L48 24H49V21ZM78 20H79V18H78ZM86 20L84 21V22H86ZM90 20H91V18H90ZM102 20V19H101ZM100 20V21H101ZM14 21V20H13ZM22 21V20H21ZM28 21V20H27ZM40 21H41V23H40ZM74 21V20H73ZM73 21H71V22H73ZM81 21V20H80ZM106 21V20H105ZM111 21V22H112ZM179 21H181V22H179ZM70 22V23H71ZM78 22V21H77ZM76 21H75V23L76 24H78ZM87 22H88V20H87ZM91 22H93V21H91ZM146 22V23H145ZM11 23H13V22H11ZM17 23V22H16ZM23 23V22H22ZM48 23V24H47ZM55 23H57V22H55ZM58 23H60L59 22V20H58ZM74 23V22H73ZM88 23H90V22H88ZM87 23V24H88ZM101 23V22H100ZM106 23V22H105ZM126 23L125 24H123V25H125L126 26ZM139 23V24H138ZM5 24H7L6 22L4 23V21H3V24H1L0 23V29H2V27L4 28V26H5ZM38 24V25H37ZM61 25H62V23H60ZM68 24H69V22H68ZM68 24H67V26H68ZM97 24V23H96ZM95 24V25H96ZM104 24V23H103ZM103 24H102V26H103ZM111 24V23H110ZM121 24H119L120 26H123V25H121ZM142 24V25H143ZM9 25V24H8ZM17 25V24H16ZM26 25H27V22H26ZM27 25V26H28ZM57 25V24H56ZM60 25V26H61ZM70 25H72V24H70ZM75 25V24H74ZM80 25H82V24H80ZM90 25V24H89ZM93 25H94V23H93ZM93 25H91V26H93ZM98 25H99V23H98ZM97 25V26H98ZM101 25V24H100ZM23 26V25H22ZM37 26L39 27V28H37ZM43 26V25H42ZM45 26V25H44ZM57 26H59V25H57ZM77 26H79V25H77ZM76 25H75V27H77ZM88 26V25H87ZM108 25H106V27H107ZM113 26V25H112ZM115 26V25H114ZM124 26V27H125ZM6 27V26H5ZM11 27V26H10ZM50 28H51V26H49ZM72 27H74V26H72ZM84 27V26H83ZM85 27H86V25H85ZM99 27V26H98ZM123 27V28H124ZM140 27V28H139ZM150 27V28H151ZM164 27H170V28H173V29H177L178 31H179V27H181L182 29L181 30H183V31H179V32H175L174 30H172V29H169L168 28V30L170 31V30H172V31H174L173 33L172 32H170V33H172L173 35H170V34H168L169 32H167L166 31V29H164ZM11 28H13V27H11ZM16 29L18 28V26L17 27H15ZM24 28H26V27H24ZM30 28H31V30H32V32H30L31 30H30ZM94 28H96V26H94ZM100 28H103L104 29V27H100ZM108 28V27H107ZM106 28V29H107ZM111 28V27H110ZM116 28V27H115ZM127 27H125V29H126ZM6 29V28H5ZM36 29L38 30V29H40V30H42L41 31V33L43 32V34L44 35H41V34H37L40 30H38V31H36ZM97 29V28H96ZM111 29H113V28H111ZM111 29H108V30H110L111 31ZM33 30H35V31H33ZM48 30V31H47ZM100 30V29H99ZM99 30H97V31H99ZM114 30H116V29H114ZM119 30V29H118ZM123 30V29H122ZM127 30V29H126ZM152 31H155L154 29H151ZM165 30V31H164ZM5 31V30H4ZM8 31V30H7ZM9 31H11V30H9ZM121 31V30H120ZM35 32V33H34ZM106 32V31H105ZM108 32V31H107ZM116 32V31H115ZM143 32V33H142ZM13 33V32H12ZM17 33H18V31H17ZM32 33V34H31ZM109 33V32H108ZM120 32H118V34H119ZM142 33V34H141ZM0 34H1V32H0ZM3 34H4V32H3ZM3 34H1V37H2V35ZM5 34H7V33H5ZM11 34V33H10ZM9 34V35H10ZM46 34V35H45ZM80 34H82V35H80ZM117 33H116V35H118ZM8 35V34H7ZM6 35V36H7ZM16 35V34H15ZM124 35V34H123ZM128 35V34H127ZM126 35V36H127ZM17 36V35H16ZM54 36V37H53ZM116 37V36H115ZM156 37V38H155ZM10 38V36L9 37H7L6 39H7V41H8V43H10L9 42V39ZM14 38V37H13ZM20 38V37H19ZM117 38H119V37H117ZM116 38V39H117ZM121 38V37H120ZM119 38V39H120ZM123 38H121V39H123ZM154 38V39H153ZM111 39V40H110ZM113 39H115V38H113ZM14 40V42L17 44L18 42H16L15 40H19V39H13ZM22 40L23 39H21V41L20 42H22ZM187 40V41H186ZM7 41L5 40V39H0V43L2 44V46L1 47H3L4 48V46L6 45V44H8L7 43ZM11 41V40H10ZM189 41V42H188ZM19 42V43H20ZM14 43V44H15ZM27 42L25 41V45H27L28 46V44H26ZM5 44V45H4ZM13 44V43H12ZM12 44H11V46H12ZM22 43H20L19 44V46L21 45ZM24 45V44H23ZM5 47H8V45L7 46H5ZM9 48V47H8ZM2 49V48H1ZM5 49V48H4ZM3 49V53H2V57L3 56H5L4 55V52H5V50ZM2 52V51H1ZM27 54H28V56L30 55V54H33V52L32 53H28L27 52ZM1 57V56H0ZM1 57V58H2ZM8 57H10L11 58V56H9L8 54L6 55V57H4V59L5 58H8ZM17 57V56H16ZM16 57H14L15 59H16ZM26 57H27V55H26ZM9 58V60L8 61H11L12 60V58L10 59ZM19 57H17V59H18ZM20 59H21V57H20ZM20 59H18L20 62L22 61V59L20 60ZM25 59H27V58H25ZM24 59V60H25ZM78 59V60H77ZM1 60V59H0ZM28 60V59H27ZM12 61H14V59L12 60ZM15 61H17V60H15ZM18 61V62H19ZM57 62V64H55L56 66V68L54 67V65H53V63L52 62ZM85 61V62H84ZM89 61V62H88ZM90 61H92L91 63H93L94 64V67L95 68H98V69H100V71H101V73H99V71H98V73H97V71H96V73L97 74H99V75H97L96 73H95V68H94V70H93V68L91 69V67H93V66H91V65H89V66H87L88 65V63L90 64ZM6 62V61H5ZM24 62V61H23ZM41 64H40V63ZM74 62H75V64H74ZM25 63V62H24ZM12 64H14L13 62H12ZM16 64V63H15ZM22 64V65H21ZM17 65V64H16ZM19 65V64H18ZM109 65H111V66H114V67H112V70H111V66L107 69V66H109ZM12 67H8V69L7 70H9V69H15L16 67H15V65H11ZM23 68H25V69H23ZM34 66V67H33ZM71 66V67H72ZM4 67L5 68H7L5 65H4ZM44 67H45V69H44ZM88 67V68H87ZM40 68V67H39ZM89 68L91 69V70H93L92 72H94L95 73V75H94V73L92 74V72H87V71H91V70H89ZM11 69V70H12ZM56 69H57V71H56ZM73 70H74V67L72 68ZM6 69L4 70L3 69V67L2 66H0V74L1 75H4L6 78H8L9 79V77L11 78H14V76L13 75H15L16 73H15V71L13 70V71H7ZM22 70H26L25 72L24 71H22ZM43 70H45L44 72H43ZM87 70V71H86ZM118 70H121L120 68L118 69ZM123 70L124 69H122L119 73H118V71H117V73H118V75L121 73V72H123ZM36 72H37V70H35ZM34 71V73H36ZM67 71H69V73L67 72ZM129 71V70H128ZM128 71H126V72H128ZM33 72V71H32ZM72 72V73H71ZM111 72H109V73H107V72H105V73H107L106 75H110V74H112V75H110L111 77H113L114 78V76H115V73L113 74V73H111ZM30 73H31V70H30ZM87 73H88V75H87ZM89 73H91V75L89 74ZM104 73V74H105ZM129 73V72H128ZM31 74H33V73H31ZM55 74V75H54ZM104 74H103V77H105L104 76ZM137 74V75H136ZM30 75V74H29ZM28 75V77L30 78L31 77V75L29 76ZM66 75V74H65ZM87 75V76H86ZM94 77H97V79L100 81V83L97 81V79L95 78L94 79V82H93V76ZM117 75V76H118ZM122 74H120V76H121ZM124 75V74H123ZM131 75V77H132V74H130ZM129 75V76H130ZM144 75H145V78H144ZM24 76V77H25ZM40 76V77H39ZM63 76V75H62ZM86 76V77H85ZM93 78H92V77ZM102 76V75H101ZM125 76H126V74H125ZM129 76H128V78H129ZM47 77V78H46ZM66 77V76H65ZM107 78H109V80H111L112 78L111 77H108V76H106ZM124 77V76H123ZM150 79H149V78ZM209 77L207 78V79H209ZM61 78H63L65 81H64V83L61 81ZM83 78H84V80H83ZM106 78V79H107ZM111 78V79H110ZM122 78V77H121ZM134 78V77H133ZM160 78L162 79V78H164V79H166L167 81H169L170 83H172V84H168L169 86H170V88L169 89H166V87L164 88V89H166V92L164 91V89L162 90V89H160L161 87H162V84L163 83H160L161 81H160ZM191 78V79H192ZM195 78H193V79H195ZM26 79H27V81H28V78L26 77ZM25 78L23 79V80H26ZM31 79L33 80V78H30L29 80V82H31ZM62 79V80H63ZM124 79H125V77H124ZM132 79V78H131ZM185 79H188V80H186V81H184ZM212 79V80H211ZM216 79H219V80H216ZM39 80H36L35 79V81L33 80L32 82H36V81H39ZM49 80V79H48ZM69 80V79H68ZM97 81V83H96V81ZM112 80H116V79H112ZM123 80V79H122ZM122 80H121V82H122ZM201 80V81H200ZM224 80H225V84H224ZM18 81V80H17ZM16 81V82H17ZM39 81V82H40ZM117 81H120L119 79L117 80ZM160 81V82H159ZM165 81V80H164ZM163 81V82H164ZM187 82L188 81V83L187 84H185L184 82ZM24 82H26V81H24ZM29 82H28V84H29ZM49 82V81H48ZM68 82V81H67ZM104 82H106V81H104ZM109 82V81H108ZM113 82V81H112ZM133 82V81H132ZM135 82V81H134ZM137 82V81H136ZM145 82V83H144ZM151 82V83H150ZM153 82V83H152ZM154 82H155V84H154ZM160 83L161 84V87L160 88H158L159 86H158V83ZM166 82V81H165ZM165 82H164V84H165ZM176 82V81H175ZM176 82V83H177ZM180 82H182V83H184V84H179ZM223 82V83H222ZM19 83V82H18ZM113 83H115V82H113ZM117 83V82H116ZM116 83H115V85H116ZM157 83V84H156ZM167 83V82H166ZM191 83V82H190ZM194 83V82H193ZM215 83V84H214ZM254 83V84H255ZM40 85L42 84V83H39ZM51 84V83H50ZM71 84V83H70ZM108 83H106V84H104V83H102L101 85H103L102 87H104V86H106ZM111 84V83H110ZM120 84V83H119ZM127 84H129L128 82H127ZM131 84H133V83H131ZM224 84V85H223ZM236 84H238V85H236ZM242 84V85H241ZM244 84V85H243ZM22 84H16V90H17V93L21 96V97H26L27 98V96H25L26 94H31L33 97H34V95L33 94H37V95H40V94H42V95H44V96H46L45 95V90H43L44 89V87H40V88H43L42 90L37 86V88H38V90L36 89L35 90V88H33L35 85H31L32 86V88L34 89V90H31V87H30V89L28 88V90H27V87H22L21 86ZM114 85V84H113ZM121 85V84H120ZM130 85V84H129ZM138 85H136V86H138ZM166 85V84H165ZM164 85V86H165ZM180 85V86H179ZM201 85V84H200ZM236 85V86H235ZM25 86V85H24ZM29 86H30V84H29ZM74 86V85H73ZM108 86H110V85H108ZM127 86V85H126ZM125 86V87H126ZM135 86V85H134ZM135 86V87H136ZM144 86V87H145ZM175 86H173V88L175 87ZM191 86H193V87H195V88H197L196 87V85L194 86V84L193 85H189L188 86V88H190ZM47 87H48V90H47ZM94 87V86H93ZM119 87V86H118ZM118 87H116V88H118ZM184 87V88H185ZM193 87H191V90L192 89H194ZM199 88H197V90H200V89H203V87H202V85H201V87L202 88H200V86H198ZM245 87V86H244ZM51 88V89H50ZM151 88V89H150ZM187 88V89H188ZM107 89H108V87H107ZM120 89H121V87H120ZM140 89H142V91H140ZM145 89V90H144ZM179 89V88H178ZM177 89V90H178ZM29 91L28 93H27V91ZM119 90V89H118ZM123 90V89H122ZM121 90V91H122ZM180 90V89H179ZM191 90H188V91H191ZM195 91H196V89H194ZM44 91V92H43ZM112 91H114V90H112ZM111 91V92H112ZM120 91V90H119ZM143 91H144V93H143ZM174 91H175V89H174ZM183 90H181L180 92H182ZM104 92V91H103ZM117 92V91H116ZM142 92V94H140ZM146 92V93H147ZM169 92V91H168ZM3 93L4 92H2V94L0 93V96H7V95H3ZM38 93H40V94H38ZM98 93V92H97ZM113 93V92H112ZM114 93H115V91H114ZM149 93V94H150ZM171 93V95H172V91L170 92ZM176 93V92H175ZM5 94V93H4ZM46 94H48V93H46ZM48 94V95H49ZM95 94V93H94ZM102 94V93H101ZM143 94H144V96H143ZM31 95H29V96H31ZM98 95V94H97ZM115 95H116V93H115ZM125 95H123V96H125ZM170 95V94H169ZM175 95V94H174ZM32 96L31 97H29L30 99H32ZM36 96V95H35ZM113 96V95H112ZM130 96V95H129ZM151 96V95H150ZM155 96H156V94H155ZM1 97V98H2ZM21 97H20V99H21ZM36 97H40V96H36ZM53 97H52V99H53ZM59 97H57V99L59 98ZM76 97H78V98H76ZM101 97V96H100ZM107 97H109L108 95H107ZM107 97H105L106 99H107ZM156 97H158V96H156ZM166 97H167V95H165V99H166ZM4 98V97H3ZM6 98V97H5ZM7 98H8V96H7ZM25 98V100L27 101V100H30V99H26ZM64 98V99H65ZM171 98H173V97H171ZM19 98H18V102H19V100H20ZM98 99V100H97ZM108 99H110V98H108ZM157 99H162V96H161V94H160V96L157 98ZM156 99V100H157ZM22 100L24 101V98L23 99H21L20 100V102H22ZM54 100H56V98L54 99ZM103 100V99H102ZM159 100H157V101H155V98H154V101H155V103H156V105H158L157 103H158V101ZM167 100H169V98H167ZM166 100V101H167ZM104 101V100H103ZM121 101V100H120ZM17 102V101H16ZM160 102H162V101H160ZM159 102V103H160ZM163 102H165V101H163ZM264 101H262V103H263ZM110 104V103H109ZM109 104H108V106H109ZM162 104V103H161ZM166 104V103H165ZM257 104H259V103H257ZM56 105H58V104H56ZM111 105V104H110ZM120 105V104H119ZM154 103L152 104V106L154 107ZM160 105V104H159ZM158 105V106H159ZM261 104H259L258 106L257 105H255V106H250L251 108L253 107V109H254V107L255 108H257V110L256 109H254V111H249L248 113L247 112H245V114H244V110H248V109H246V107L248 108L249 106H246V107H242V108H240V111L242 110V115L244 114V115H249L250 113L252 114L253 112H255V113H253V114H257L255 117L258 119V120H260V118H263V116H264V109H262V108H264V107H259ZM263 105H264V103H263ZM263 105H261V106H263ZM257 106V107H256ZM152 107V108H153ZM249 107V108H250ZM36 108V107H35ZM39 108V107H38ZM38 108L37 109H34V110H38ZM61 108V107H60ZM108 108V109H107ZM112 108H113V106H112ZM151 108V107H150ZM250 108V109H251ZM59 109V108H58ZM83 109V108H82ZM90 109V110H91ZM110 109H111V111H110ZM155 109V108H154ZM262 109V110H261ZM33 110V111H34ZM61 110H62V108H61ZM97 110H95V111H97ZM112 110H114V112H116L115 113V115L117 116V117H111V116H113V114H114V112L112 113ZM150 110V109H149ZM38 111H40V109L38 110ZM148 111V110H147ZM256 111H257V113H256ZM149 112V111H148ZM150 113V112H149ZM247 113V114H246ZM140 114V115H141ZM144 114H142L141 116H143ZM148 114V113H147ZM161 114V113H160ZM159 114V115H160ZM163 114V113H162ZM161 114V115H162ZM83 116V117H81V116ZM79 115V117H81V119H79L78 121L79 122H81L80 120H82L83 121V119H84V115H82V114H80ZM114 115V116H115ZM139 115V116H140ZM158 115V114H157ZM140 116V117H141ZM163 117H164V121H165V117H167V115L166 116H164V115H162ZM260 116H262V117H260ZM113 118L112 120L110 119V122H109V120H108V118ZM140 117H138V118H140ZM161 117V116H160ZM259 117V118H258ZM68 117H65V118H63V119H67ZM155 118V121L157 120L156 119V116L154 117ZM114 119V120H115ZM135 119V118H134ZM133 119V120H134ZM137 119V118H136ZM141 119V118H140ZM139 119V120H140ZM159 119H162L163 120V118H159ZM168 119V118H167ZM256 119V120H257ZM115 120V121H116ZM114 121V122H115ZM128 121V122H127ZM135 121V120H134ZM137 121H138V119H137ZM159 121H161V120H159ZM167 121V120H166ZM113 121H112V125L111 124H109L110 125V127L111 128H108V126L109 125H107L106 124V119L104 120V121H100L99 123H97L96 124V128H95V130L93 131V130H91V132L93 131V132H95L96 131V133H94L93 134V132L91 133L90 132V134H88V137L91 139V140H93L92 138H95L96 140H97V137H100V140H97L98 142L99 141H101V139L102 140H105L106 142H108V139H114L115 137L117 138V134L118 133H116V130H117V128H115V127H118L117 125H121V124H114V126H113V123H114ZM117 122V121H116ZM119 122V123H120ZM257 122V121H256ZM82 123V122H81ZM126 123V124H125ZM130 123H131V121L125 126V127H127L128 126V128L130 127ZM133 123V122H132ZM80 124V123H79ZM78 124V125H79ZM101 124V125H100ZM134 124V123H133ZM158 124V123H157ZM156 123H155V125H157ZM107 125V126H106ZM98 126L100 127V129H98L97 130V128H98ZM103 126H106L107 127V129H102V128H104ZM133 126V125H132ZM161 126H162V124H161ZM105 127V128H106ZM121 127V126H120ZM158 127H159V125H158ZM256 127V126H255ZM131 128H133V127H131ZM155 128H157V126L155 127ZM154 128V129H155ZM53 129V128H52ZM118 129H119V127H118ZM125 129V128H124ZM129 130H131V129H129ZM133 130H135L134 128H133ZM132 130V131H133ZM146 130V129H145ZM229 130H232V129H229ZM234 130V129H233ZM90 131V130H89ZM98 131V132H97ZM118 131V130H117ZM120 131V130H119ZM136 131H141V132H139L140 134L144 131V129L143 130H139V129H136ZM134 132V133H137V132ZM149 131V130H148ZM146 132V131H144V133H145V135H148V134H151V133H149V132ZM152 131V130H151ZM154 131H156V130H153V132ZM83 133H84V131H82ZM129 132V131H128ZM157 132H160V131H157ZM229 132V131H228ZM62 133H65V132H62ZM62 133H60L61 135H62ZM86 133V134H85ZM84 133V135H87V132H85ZM89 133V132H88ZM131 132H129V134H130ZM134 133H131V135H127V137H130V136H132V137H130V138H127L128 139V141L126 142V144L125 145H133V144H127L128 142H133L136 138H138V139H140L141 137V135L140 136H138L137 137V135H138V133H137V135H135ZM154 133H156V132H154ZM67 133H65V134H63V136H62V138L64 139V137H65V135H66ZM82 134V133H81ZM80 134V135H81ZM133 134V135H132ZM158 133H156V134H151V136L153 137V139H155L157 136H159L160 134H161V132L157 135ZM232 134V135H231ZM230 135L232 136H229V137H231V138H229L228 137V135L227 136H223L222 138H221V136L222 135H220V137H218V141H214V140H211V139H209V140H206V146L207 147H209L210 149H211V153L209 152V154L207 155L208 157H206V158H209V159H206L205 157V159H206V161H209L210 163H208V164H206V165H210L211 163L213 164V162H217V163H214L215 165H217V164H219L218 165V167L222 170L223 168L221 167V166H224V163H225V165L227 164H229V163H231V162H234L233 160L235 159V158H238V159H241V161L239 160V165H242V168L244 169L243 171H245L244 173H243V178L244 177H248V175H251L252 177H254V176H256V175H258V176H262V174L259 172V173H257V168L258 169H264V167H262V164H260V163H258V158L257 157H264V123H262V124H260V127L258 126V128H252V130L250 131V132H246V131H240V130H235V131H232V133H231ZM69 134H67L66 135V137H65V139L66 140H68V138H69V136H68ZM83 135V137L85 138L86 136H84ZM114 135H116V136H114ZM157 135V136H156ZM224 135V134H223ZM91 136V137H90ZM156 136V137H155ZM81 137H82V135H81ZM82 137V138H83ZM88 137H86L87 139H88ZM147 137V136H146ZM159 137H161V136H159ZM132 138V139H131ZM143 138V137H142ZM233 138L234 139H236V140H238V141H240L241 142V144H235L234 143V141H233ZM89 139V140H90ZM94 139V140H95ZM99 139V138H98ZM134 139V140H133ZM161 139V141H159V142H157L158 144L160 143V145H163V142H164V144L166 143V141H167V139H164V140H162V137L160 138ZM79 140V139H78ZM77 140V141H78ZM90 140V141H91ZM96 140L95 141H93V143L94 142H96ZM130 140V141H129ZM131 140H133V141H131ZM169 140V139H168ZM216 140V139H215ZM81 141V140H80ZM82 141H85V140H82ZM89 141V142H90ZM105 141H103L104 143H105ZM110 141V140H109ZM114 141H116L115 139H114ZM113 140H112V143L114 142ZM117 141H119L120 142V139L119 140H117ZM141 141V140H140ZM149 141V140H148ZM148 141H144L145 142V144H146V142L148 143ZM157 141V140H156ZM70 142H72V141H70ZM69 142V143H70ZM97 142V143H98ZM136 143H137V141H135ZM142 143H143V141H141ZM87 143V142H86ZM90 143H92V142H90ZM90 143H87V144H90ZM103 143V144H104ZM117 143V142H116ZM134 143V142H133ZM138 143H140L139 141H138ZM141 143V144H142ZM71 144V143H70ZM73 145L72 146H74V144L75 143H72ZM81 144V143H80ZM94 144H96V143H94ZM101 144H102V141H101ZM102 144V145H103ZM109 144V143H108ZM118 144V143H117ZM116 144V145H117ZM120 144V143H119ZM145 144H142V145H145ZM149 145L151 144V143H148ZM167 144V143H166ZM165 144V145H166ZM98 144H96V146H97ZM140 145V144H139ZM69 146H71V145H69ZM83 146V145H82ZM96 146H92V148H91V146H89V149L91 148V149H93V147H94V149H95V147ZM99 146H100V142H99ZM114 146V145H113ZM137 146H138V144H137ZM87 147V146H86ZM101 147V146H100ZM108 147V146H107ZM140 147H142L141 145H140ZM139 147V148H140ZM150 147V146H149ZM72 148H74V147H72ZM78 148V147H77ZM102 148V147H101ZM127 148H129L128 146H127ZM132 148V147H131ZM130 148V149H131ZM151 148V147H150ZM66 149V148H65ZM67 149L68 150H65V151H69V149L70 150H72L71 149V147L70 148H68V145H67ZM81 149V148H80ZM99 149V148H98ZM98 149H97V147H96V150L98 151ZM109 149V148H108ZM130 149H128V150H130ZM134 149H136V148H134ZM146 149H148V148H146ZM152 149V148H151ZM168 149V148H167ZM88 150V149H87ZM100 150V149H99ZM107 150V149H106ZM121 150V149H120ZM123 150V149H122ZM171 149H169V150H165V148H164V152H166V154H163L162 152V158L164 157V158H166V156L165 155H167V154H169V152L171 153V155H174V153H172L171 151H170ZM73 151V150H72ZM71 151V152H72ZM74 151H75V148H74ZM80 151V150H79ZM94 152H95V150H93ZM92 151V153H94ZM114 151V150H113ZM139 151V150H138ZM168 151V152H167ZM175 151V150H174ZM173 151V152H174ZM176 151H178V150H176ZM176 151H175V156H171L170 154H169V159H164L163 158V160H167V161H165V163L167 162V164L168 163H170V165H171V162L175 159V157L177 156L176 155ZM70 152V151H69ZM76 152H78V150H76ZM82 152H83V150H82ZM81 152V153H82ZM108 152H112V151H108ZM132 152H134L133 150H132ZM131 152V153H132ZM147 152V151H146ZM150 152V154L149 155H151V151H149ZM152 152H153V149H152ZM179 152L180 151H178L177 153L179 154ZM80 153V154H81ZM84 153H86L85 151L82 153V155L84 154ZM96 153V152H95ZM94 153V154H95ZM76 154V153H75ZM90 154V153H89ZM93 154V155H94ZM98 154V153H97ZM111 154V153H110ZM120 154H122V152L121 153H119V155ZM125 154H126V152H125ZM130 154V153H129ZM154 154V153H153ZM157 154V153H156ZM155 154V155H156ZM93 155H91V156H93ZM112 155V154H111ZM117 155V154H116ZM115 155V156H116ZM123 155V154H122ZM122 155H120V158H118L117 156H116V160L118 161L119 159H122L121 158V156ZM143 155V154H142ZM181 155V153L179 154V156ZM114 156V155H113ZM124 156H127V155H124ZM124 156H122V157H124ZM168 156V155H167ZM94 157V156H93ZM129 157V156H128ZM142 157V156H141ZM158 157H159V155H158ZM173 157H174V159H173ZM178 157V156H177ZM65 158V157H64ZM66 158H68V157H66ZM78 159H79V156L77 157ZM82 158H84V157H82ZM118 158V159H117ZM131 158V157H130ZM146 158V157H145ZM145 158H144V160H145ZM153 158V157H152ZM157 158V157H156ZM160 158V157H159ZM203 158V159H204ZM113 159H115V157H113ZM142 159V158H141ZM147 159V158H146ZM150 160H151V158H149ZM155 159V158H154ZM153 159V160H154ZM225 159V160H224ZM88 160V159H87ZM90 160H91V158H90ZM157 160V159H156ZM169 160L171 161V162H169ZM202 160V159H201ZM200 160V162H198V163H202V164H200L201 166L202 165H204L205 166V164H203V160L201 161ZM232 160V161H231ZM236 160V159H235ZM65 161H67V160H65ZM65 161L63 162V163H65ZM76 161V160H75ZM81 161V160H80ZM112 160H109V162H110V164L112 163L111 162ZM125 161V160H124ZM123 161V162H124ZM141 161V160H140ZM143 161V160H142ZM146 161V160H145ZM152 161V160H151ZM161 161V160H160ZM251 163V162H253V164H252V166L249 164V162ZM67 162H69V161H67ZM66 162V163H67ZM88 162H90V161H88ZM88 162H84L85 163V165H86V163H88ZM102 162V161H101ZM100 162V163H101ZM136 162V161H135ZM157 162H158V160H157ZM236 162V163H237ZM78 163H80V162H78ZM78 163H76V164H78ZM114 163H116V162H113L112 164L114 165ZM118 163H119V161H118ZM125 163H127V162H125ZM125 163L123 164V165H125ZM153 163H155V162H153ZM152 163V164H153ZM163 163V162H162ZM72 164V163H71ZM82 165H84L83 163H81ZM90 164V163H89ZM89 164H87L86 166H88ZM104 164V163H103ZM102 164V165H103ZM117 164V163H116ZM115 164V167L114 168H116L117 169V167L116 166H118L119 167V165L121 164H117L116 165ZM135 164V163H134ZM137 164H138V162H137ZM143 164H144V162H143ZM142 164V165H143ZM158 164V163H157ZM174 164V163H173ZM196 165H198L197 163H195ZM220 164H221V166H220ZM223 164V165H222ZM249 164V165H248ZM63 165H66V164H63ZM78 165H80V164H78ZM81 165V166H82ZM105 165V164H104ZM129 165H132V164H129ZM141 165V166H142ZM156 165V164H155ZM169 165V166H170ZM191 165V164H190ZM189 165V166H190ZM67 166V165H66ZM76 167H77V165H75ZM111 166V165H110ZM121 166H122V164H121ZM120 166V167H121ZM157 166V165H156ZM160 166V165H159ZM161 166H162V164H161ZM167 166V165H166ZM168 166V167H169ZM208 166H207V168H208ZM231 167V165L229 164L228 165V168H230ZM235 166V165H234ZM73 168L72 169H74V166H72ZM75 167V168H76ZM80 167V166H79ZM78 167V168H79ZM89 168L91 167V166H88ZM97 167H98V165H97ZM107 167H108V165H107ZM119 167V168H120ZM122 167H124V166H122ZM121 167V169H123ZM129 167V166H128ZM137 167V166H136ZM135 167V168H136ZM142 167H144V166H142ZM167 167V168H168ZM175 167V166H174ZM188 167V166H187ZM191 167V166H190ZM189 167V168H190ZM215 167V166H214ZM224 167H226V166H224ZM235 167H237V166H235ZM65 168V167H64ZM68 168V167H67ZM77 168V169H78ZM82 168V167H81ZM93 168V167H92ZM103 168H104V166H103ZM106 168V167H105ZM110 168H112V169H110ZM109 169H107V170H105V171H107L109 174L108 175H110V171H111V176H110V178H111V180H110V178L109 179H107V184L105 183V186L104 187H109V188H111V193L116 189L115 187H118V185L121 187V186H123L122 184L120 185V182L121 181H123V182H125V183H127V184H125V186H124V191L123 190H120V192H119V188L118 189H116V190H118V194H121L120 195V197H118L119 199H117V201H118V203L117 204H119V206H141V207H143V203L145 204V202L148 204V203H153V204H155V203H161L162 205L163 204H166L167 202H165V200L167 199L166 198V196L168 197L169 196V194L171 195V193H173V192H171V193H169L168 195H166V196H163V193L161 194V192H160V188L158 187V186H156L158 183H160V181L159 180H156L155 179V181H157V182H155L154 180H152V181H154L155 182V184L156 185H154V184H152V183H147V180H151V178L153 177H150V178H148L149 176H147V180H141L139 177V174H138V176L139 177H137V179L136 180H132L133 182H130V179L128 180V179H123L122 178V175H120L121 176V178L123 179H121V178H118L117 176H118V174L116 173V171H114L115 169L113 168V166L112 167H110ZM126 168V167H125ZM130 168H131V166H130ZM132 168H133V165H132ZM148 168V167H147ZM162 168H164V167H162ZM175 168H177V167H175ZM175 168H174V173H176L175 171ZM179 168H181V167H179ZM186 168V167H185ZM61 169V168H60ZM63 169V168H62ZM66 169V168H65ZM69 169H70V167H69ZM85 169V168H84ZM99 169V168H98ZM102 169V168H101ZM152 169V168H151ZM155 170H158L159 169V167H158V169H156V168H154ZM153 169V170H154ZM165 169V168H164ZM163 169V171H165V170H167V169H165L164 170ZM211 168H209V170H210ZM220 169H217L216 168V171H214L213 172V174H215V173H219V172H222ZM226 169H227V167H226ZM89 170V169H88ZM91 170V169H90ZM126 170V169H125ZM124 170V171H125ZM132 170V169H131ZM135 170H138V168L137 169H135ZM152 170V171H153ZM154 170V171H155ZM180 170V169H179ZM179 170H177V172L179 171ZM225 170V169H224ZM223 170V171H224ZM230 170H231V168H230ZM230 170H227V171H230ZM232 170H234V169H232ZM232 170L230 171L231 172V174H229V179H227V183L228 184H231V185H228V187H229V189H233V185L235 186V187H237V189H238V186L240 185H242L243 186V184L245 183V181L246 180H244V179H246V178H242L241 176H239L240 174H238V172L236 171V169L234 170V172H232ZM60 171V170H59ZM62 171V170H61ZM74 171H75V169H74ZM83 170H81V172H82ZM95 171V170H94ZM105 171H103V172H105ZM133 171H134V169H133ZM139 171V170H138ZM145 171V174L147 173L146 172V170H144ZM148 171V170H147ZM160 170H158V172H159ZM162 171V170H161ZM169 171V170H168ZM185 171H187V170H185ZM205 171V170H204ZM204 171H199V173L200 172H204ZM226 171V170H225ZM242 171V172H243ZM261 171V170H260ZM64 172H66L65 170H64ZM63 172V173H64ZM97 172V171H96ZM102 172V171H101ZM100 172V173H101ZM114 172L116 173V177H117V179L115 178V180H114V175H112V174H114ZM121 172V171H120ZM167 172V171H166ZM173 172V171H172ZM171 172V173H172ZM183 172V171H182ZM206 172H208V171H206ZM17 173V172H16ZM19 173V172H18ZM69 173V172H68ZM67 173V174H68ZM124 173H126V172H124ZM129 173V172H128ZM128 173H127V175L126 176H128ZM138 173V172H137ZM140 173V172H139ZM143 173V172H142ZM141 173V174H142ZM149 173V172H148ZM165 173V172H164ZM169 173H170V171H169ZM173 173V174H174ZM181 173V172H180ZM179 172H178V175L179 176H181V174L182 175H184L183 173H181L180 174ZM227 173V172H226ZM257 173V174H256ZM77 174H78V172H77ZM80 174V173H79ZM82 174H83V172H82ZM84 174H85V172H84ZM93 174V173H92ZM105 174H107V173H105ZM150 174V173H149ZM171 175V176H173L172 178H173V184L175 183V182H177L178 180H179V176L178 177H176V180H175V178H174V175ZM238 174V175H237ZM253 174H256V175H254L253 176ZM71 175H72V173H71ZM91 175V174H90ZM99 175H101V174H99ZM107 175V176H108ZM124 175V176H125ZM130 175H134V173L132 174V171H131V174H129V176ZM156 175V174H155ZM163 175H165V174H163ZM175 175V176H176ZM190 175H192V174H190ZM198 175V174H197ZM209 175V174H208ZM207 175V176H208ZM219 176H221L220 174H218ZM226 175V174H225ZM228 175V174H227ZM226 175V176H227ZM23 176H25V175H23ZM75 176H76V174H75ZM75 176L73 177V179L75 178ZM80 176H82V175H80ZM88 176V175H87ZM92 176V175H91ZM105 176V175H104ZM128 176V177H129ZM135 176H137L136 175V173H135ZM157 176V175H156ZM160 176V175H159ZM171 176L169 177V178H171ZM194 176H195V174H194ZM200 176V175H199ZM206 176V173H205V180L208 178ZM210 177H211V173H210V175H209ZM71 177V176H70ZM83 177V176H82ZM85 177V176H84ZM100 177H102V176H100ZM100 177H98V178H100ZM163 177V176H162ZM203 177V176H202ZM209 177V178H210ZM260 177H258V178H260ZM263 177H264V175H263ZM94 178V177H93ZM104 178V177H103ZM106 178V177H105ZM131 178H132V176H131ZM138 178H139V180H138ZM146 178V177H145ZM166 178H167V175H166ZM172 178L171 179H168L169 180V182H170V180H171V183H172ZM182 178V177H181ZM180 178V179H181ZM194 178V177H193ZM196 178V177H195ZM194 178V179H195ZM226 178V177H225ZM248 178H250V177H248ZM254 178H256V177H254ZM66 179V178H65ZM72 179V180H73ZM88 180L90 179V178H87ZM102 179V178H101ZM121 179V180H120ZM152 179H154V177L152 178ZM159 179V178H158ZM178 179V180H177ZM184 178H182V180H183ZM194 179H188V181L187 182H185V183H183V184H185V185H182L183 186V189H182V186L181 187H178V189L179 188H181V190H184L183 192H185L184 193V200H185V202L187 201V202H189L190 201V203H191V195L190 194H192V193H194V192H192L194 189V191L196 192V187L193 189V190H191L195 185H197L198 183H196L195 184V180ZM80 180V179H79ZM83 181H84V179H82ZM92 180V179H91ZM98 180V179H97ZM127 180V181H126ZM164 180H166L165 178H164ZM168 180L166 181V183L168 182ZM182 180H180V181H182ZM249 180H252V181H254L253 179H249ZM249 180H247V182H249ZM262 180H263V182H264V179L261 177V184L263 183L262 182ZM62 181H64V180H62ZM67 181H68V179H67ZM87 181V180H86ZM95 181V180H94ZM101 181V180H100ZM110 181V182H109ZM175 181V182H174ZM251 181V182H252ZM259 181L260 180H258V183H259ZM29 182V181H28ZM31 182V181H30ZM96 182H98V181H96ZM122 182V183H123ZM129 182H130V184H129ZM169 182H168V185H170L169 184ZM250 182V183H251ZM256 182V181H255ZM19 183H21V182H19ZM23 184H18L17 185V187L15 188V190H16V192L18 191V192H20V194H21V192H22V197H23V199H24V195H25V193H26V191H27V189H24V184L25 183H27V182H22ZM62 183V182H61ZM65 183V182H64ZM69 182H67L66 184H68ZM85 183V182H84ZM99 183V182H98ZM102 183H104V182H101V185H102ZM165 183V184H166ZM179 183V182H178ZM178 183H177V185H178ZM199 183H200V181H199ZM28 184V183H27ZM25 185V187L27 186V188H28V185ZM71 184V183H70ZM81 184V183H80ZM86 184V183H85ZM85 184H83L82 183V185H84V187H83V189H85ZM90 184V183H89ZM249 184V183H248ZM254 184V183H253ZM59 185H62V184H59ZM72 185V184H71ZM81 185V186H82ZM104 185V184H103ZM108 185V186H107ZM167 185V186H168ZM199 185V184H198ZM238 185V186H237ZM257 185V184H256ZM260 185V184H259ZM263 185V184H262ZM261 185V187H264V186H262ZM16 186V185H15ZM66 185H64V187H65ZM76 186V185H75ZM80 186V185H79ZM80 186V187H81ZM111 186V187H110ZM166 186V185H165ZM167 186H166V189H167ZM171 186H173V185H171ZM202 186V185H201ZM240 186H239V188H240ZM246 186H247V184H246ZM68 187V186H67ZM97 187V186H96ZM100 187V186H99ZM102 187V186H101ZM103 187V188H104ZM162 188H164V186H161ZM198 187V186H197ZM200 187V186H199ZM247 187H249V186H247ZM63 188V187H62ZM75 188V187H74ZM89 188V187H88ZM98 188V187H97ZM215 188V187H214ZM244 188V187H243ZM24 189V190H23ZM72 189V188H71ZM82 189V190H83ZM169 189H171V187H169ZM200 189V188H199ZM204 189V188H203ZM219 189V188H218ZM240 189H242V188H240ZM261 189H263L264 190V188H261ZM26 190V191H25ZM62 190V189H61ZM76 190H78V189H76ZM100 190V189H99ZM106 190H107V188H106ZM174 190V189H173ZM201 190V189H200ZM205 190V189H204ZM244 191H245V189H243ZM25 191V192H24ZM89 191V190H88ZM92 191V190H91ZM105 191V190H104ZM163 191V190H162ZM167 191V190H166ZM176 191V190H175ZM240 191V190H239ZM238 191V192H239ZM18 192L16 193L17 195H18ZM61 192V191H60ZM64 192H66V190H64ZM80 191H78V193H79ZM109 192H110V190H109ZM165 192V191H164ZM177 192V191H176ZM183 192H182V194H183ZM192 192V193H191ZM201 192H202V190H201ZM218 192V191H217ZM67 193H69L68 191H67ZM66 193V194H67ZM73 194H74V192H72ZM77 193V194H78ZM85 193H86V191H85ZM89 193V192H88ZM107 193V192H106ZM168 192H166V194H167ZM198 193H200V191L198 192ZM214 193H215V190H214ZM213 193V194H214ZM235 193V192H234ZM242 193H243V191H242ZM63 194V193H62ZM76 194V193H75ZM75 195V199L77 198L76 196H78V195ZM93 194V193H92ZM92 194H90V195H92ZM97 194V193H96ZM165 194V193H164ZM180 194V193H179ZM179 194H176V195H179ZM211 195H212V193H210ZM236 194V193H235ZM240 194V193H239ZM244 194V193H243ZM65 195V194H64ZM103 195V194H102ZM109 196H110V194H108ZM199 195V194H198ZM209 195V194H208ZM210 195V196H211ZM214 195H216V193L214 194ZM217 195H218V193H217ZM216 195V196H217ZM231 195V194H230ZM238 195V194H237ZM236 195V196H237ZM245 195V194H244ZM243 195V196H244ZM247 195V194H246ZM21 195H18V197H20ZM82 196V195H81ZM98 196V195H97ZM200 196V195H199ZM215 196V197H216ZM241 196V195H240ZM240 196H238V197H240ZM63 197V196H62ZM80 197V196H79ZM85 197H87L86 195H85ZM100 197V196H99ZM113 197H114V195H113ZM173 197V195L170 197L169 196V200L171 199ZM180 196H178V198H179ZM196 197V196H195ZM219 197V196H218ZM217 197V198H218ZM223 197V196H222ZM232 196H230V198H231ZM246 197H248V196H246ZM66 198V197H65ZM73 198V197H72ZM89 197H87V199H88ZM91 198V197H90ZM103 198V197H102ZM101 197H100V199H102ZM109 198V197H108ZM117 198V197H116ZM174 198H177L176 196L174 197ZM209 198H211V197H209ZM220 198V197H219ZM218 198V199H219ZM230 198H229V200H230ZM233 198V197H232ZM20 199H22V198H20ZM58 199V198H57ZM67 199V198H66ZM74 199V198H73ZM72 199V200H73ZM94 199H96V198H94ZM112 199V198H111ZM194 199V198H193ZM198 199V198H197ZM202 199H204V197L202 198ZM206 199V198H205ZM213 200H214V198H212ZM217 199V200H218ZM227 199V198H226ZM80 200H81V198H80ZM89 200V199H88ZM99 199L97 198V201H98ZM104 200V199H103ZM115 199H113V201H114ZM171 200H175V199H171ZM183 200V201H184ZM201 200V199H200ZM217 200H214V202L216 201V202H218ZM228 200V201H229ZM232 200V199H231ZM84 201V200H83ZM91 201V200H90ZM102 201V200H101ZM107 201V200H106ZM109 202L111 201V200H108ZM203 200H201V202H202ZM208 201V200H207ZM220 201V200H219ZM225 201V200H224ZM241 201H242V198H241ZM64 202V201H63ZM80 202V201H79ZM116 202V201H115ZM165 202V203H164ZM169 202H172V201H169ZM175 202H177V203H179V204H183V203H185V202H183V203H180V202H178V200L176 201L175 200ZM199 202V201H198ZM214 202H212V203H214ZM221 202H222V200H221ZM220 202V203H221ZM232 202V201H231ZM230 202V203H231ZM102 203V202H101ZM200 203V202H199ZM198 203V205L197 204H195V202H194V205H197V206H199V205H201V204H199ZM209 203V202H208ZM211 203V202H210ZM212 203H211V205L210 206H212ZM227 203V202H226ZM225 203V204H226ZM235 203V202H234ZM233 203V204H234ZM238 203V202H237ZM244 203V202H243ZM243 203H240V204H242L243 205ZM99 204H100V202H99ZM107 204V203H106ZM112 204V203H111ZM150 204H149V206H150ZM168 204V203H167ZM167 204H166V206H167ZM175 204V203H174ZM206 205H207V203H205ZM205 204L203 205V203H202V205L201 206H199V207H202L203 206V208H204V206H205ZM224 204V203H223ZM240 204H238V206L240 205ZM245 204V203H244ZM98 205V204H97ZM101 205V204H100ZM99 205V206H100ZM108 205V210L107 211H109V209H110V206H109V204H107ZM115 205V204H114ZM156 205V204H155ZM158 205V204H157ZM162 205H161V207H162ZM188 205V204H187ZM209 205V204H208ZM207 205V206H208ZM217 205H221V204H217ZM229 205V204H228ZM60 206H61V204H60ZM63 206V205H62ZM102 206H103V204H102ZM149 206H148V208H149ZM152 206H154V205H152ZM159 206V205H158ZM191 206V205H190ZM193 206V205H192ZM207 206H205V208L207 207ZM230 206V205H229ZM236 206V205H235ZM234 206V207H235ZM237 206V207H238ZM246 206H248L247 204H246ZM98 207V206H97ZM104 207V206H103ZM128 207V208H129ZM185 207V206H184ZM194 208H196L197 209V207H195V206H193ZM192 207V208H193ZM198 207V208H199ZM209 207V206H208ZM213 207V206H212ZM218 207V206H217ZM216 207V209H215V211L217 212V208ZM224 207H225V205H224ZM240 207V206H239ZM239 207H238V209H239ZM124 208V207H123ZM147 208V207H146ZM163 209H164V207H162ZM182 208V207H181ZM188 208V207H187ZM187 208H186V210H187ZM203 208H201V209H203ZM204 208V209H205ZM226 208H228V207H226ZM126 209V208H125ZM151 210H152V208H150ZM149 209V210H150ZM162 209V210H163ZM183 209V208H182ZM208 209V208H207ZM206 209V210H207ZM213 209V208H212ZM241 210L243 209L244 210V208L242 207V208H240ZM100 210V209H99ZM111 210H112V208H111ZM134 210H136V209H134ZM185 210V211H186ZM193 210V209H192ZM219 210H220V208H219ZM222 210V209H221ZM224 210H225V208H224ZM227 210H229V209H227ZM234 210V209H233ZM102 211V210H101ZM105 211V210H104ZM137 211V210H136ZM153 211V210H152ZM156 211V210H155ZM167 211V210H166ZM198 211V210H197ZM203 211V210H202ZM207 211H209V210H207ZM237 211V210H236ZM134 212V211H133ZM138 212H140L139 210H138ZM157 212V211H156ZM156 212L155 213H152V212H148V210H147V215L149 216V217H151L152 218V216H154L155 214H156ZM181 212H183L182 210H181ZM193 212H194V210H193ZM214 212V211H213ZM227 212V211H226ZM100 213V212H99ZM106 213V212H105ZM195 213H197V212H195ZM205 213H207V212H205ZM212 213V212H211ZM218 213V212H217ZM237 213H238V211H237ZM261 213V212H260ZM93 214H95L94 212H93ZM104 214V213H103ZM107 214V213H106ZM116 214V213H115ZM138 214V213H137ZM136 214V215H137ZM143 214V213H142ZM161 215H162V212L160 213ZM159 214V215H160ZM163 214H164V211H163ZM166 214H168L167 212H165V215ZM169 214H170V212H169ZM194 214V213H193ZM192 214V215H193ZM209 214V213H208ZM232 214V213H231ZM253 214H255L254 216H256V214L258 215L259 213H257V212H253ZM99 215V214H98ZM102 215V214H101ZM140 215V214H139ZM144 215H145V213H144ZM159 215H155L156 217L158 216L159 217ZM171 215V214H170ZM203 215V214H202ZM206 214H204L203 216H205ZM214 215H216V213L214 214ZM218 215H219V213H218ZM227 215H229V214H227ZM235 215V214H234ZM264 215V214H263ZM88 216V215H87ZM91 216V215H90ZM129 216H130V214H129ZM135 216V215H134ZM172 216V215H171ZM177 216H178V214H177ZM202 216V217H203ZM210 216V215H209ZM208 216V217H209ZM97 217V216H96ZM139 217V216H138ZM144 217V216H143ZM164 217V216H163ZM173 217V216H172ZM171 217V218H172ZM175 217H176V215H175ZM198 217V216H197ZM201 217V218H202ZM205 217H207V215L205 216ZM207 217V218H208ZM211 217V216H210ZM216 217V216H215ZM219 217V216H218ZM228 217V216H227ZM231 217H233V216H231ZM258 218H260V217H263L262 216V214L261 215H258L257 216ZM90 218V217H89ZM93 218V217H92ZM132 218V217H131ZM146 218V217H145ZM151 218H149V219H151ZM154 218V217H153ZM167 218V217H166ZM192 217H191V215H190V219H191ZM200 218V217H199ZM198 218V219H199ZM221 218V217H220ZM223 218V217H222ZM221 218V219H222ZM86 219H88V218H86ZM94 219V218H93ZM92 219V220H93ZM98 219V218H97ZM115 219V218H114ZM138 219V218H137ZM137 219H134L135 221L137 220ZM147 219H148V217H147ZM176 219V218H175ZM196 219V218H195ZM224 219H226L225 217L223 218V220ZM227 219H229V218H227ZM231 219V218H230ZM96 220V219H95ZM107 220V219H106ZM138 220H140V221H142V219H138ZM137 220V221H138ZM145 220V219H144ZM157 220V219H156ZM160 220V219H159ZM91 221V220H90ZM110 221H113V220H110ZM146 221H148V220H146ZM226 221V220H225ZM228 221V220H227ZM91 223V222H90ZM256 223V222H255ZM260 223H258L257 225H259ZM263 225V224H262ZM261 225V226H262ZM256 227V226H255ZM218 229V228H217ZM225 229L226 228H223V227H220L219 229H218V231L219 230H223V231H225ZM251 229V228H250ZM52 230V229H51ZM188 230V229H187ZM252 230V229H251ZM262 230H264V229H262ZM261 230V232H262V234L264 233V231H262ZM54 231V230H53ZM173 231H174V229H173ZM175 231H176V229H175ZM217 231V230H216ZM223 231H221V232H223ZM256 231H259V228H258V230H256ZM187 232H189V230L187 231ZM212 232H214V231H212ZM245 232H247L246 230H245ZM250 232V231H249ZM249 232H247V234H248V236L251 234V232L249 233ZM49 233H51L50 231H49ZM53 233V232H52ZM254 233V232H253ZM252 233V234H253ZM13 236V235H12ZM260 236V235H259ZM0 239H3L5 242L7 241L8 243H10V245H13V244H11V242H13L14 244H16V243H19V240L15 237V236H13V237H4L2 234H0ZM3 237V238H2ZM253 237H257V235H253ZM14 240V241H13ZM17 240V241H16ZM15 241H16V243H15ZM259 248V247H258ZM257 248V249H258ZM169 250H171V249H168V251ZM198 250V249H197ZM196 249H195V251H197ZM165 252V253H169V252ZM195 251L193 250V252L195 253ZM258 251H259V249H258ZM185 251H183V253H184ZM191 252V251H190ZM240 252H244V251H242V250H240ZM188 253H189V251H188ZM188 253L187 252H185V255L187 254L188 255ZM192 253V252H191ZM190 253V254H191ZM194 253H192V255L194 254ZM209 253V252H208ZM182 254V253H181ZM184 255V254H183ZM173 256V255H172ZM179 256H180V254H179ZM179 256L177 257V258H174L173 257V259H174V261L175 262H177L178 264H183V260L182 259H180L179 258ZM184 257H186V256H184ZM184 257H182L184 260H185V258ZM185 263H186V261H184ZM184 263V264H185ZM227 264V263H226ZM239 264H242V263H239Z\"/></svg>",
    "mask_w": 264,
    "mask_h": 264
}]
</instances>
